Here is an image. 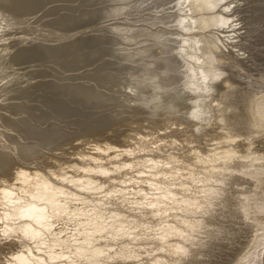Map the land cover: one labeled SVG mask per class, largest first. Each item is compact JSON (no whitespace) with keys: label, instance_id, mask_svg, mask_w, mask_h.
Listing matches in <instances>:
<instances>
[{"label":"rangeland","instance_id":"374dc122","mask_svg":"<svg viewBox=\"0 0 264 264\" xmlns=\"http://www.w3.org/2000/svg\"><path fill=\"white\" fill-rule=\"evenodd\" d=\"M77 1H74V3H72V2L69 3V2H65L64 1L65 3H63V4L60 5V7L62 5H63L62 7H65V8H63L64 11L61 10L62 9L61 8L60 9L61 10L60 11L61 13H58V15L65 13L68 9L70 10V8H72V7H75L77 9H80L82 6H80L81 3L79 1H84V0H77ZM107 1H109V0H107ZM107 1H105L104 4H101L103 7L101 5H99V6H101V8L99 6H97V7L100 8V9H103L104 8V10H107L106 8H108V7L109 8L110 7L113 8L114 6L115 7L117 6L116 8H119L120 5L121 6L123 5L122 7H120V10H121V9H124L126 6H129L130 3L133 2L132 0H130L131 2L129 0L128 1L126 0V2H124V4H123L122 1H124V0H122V1L121 0L120 1L119 0H116L117 2L115 0H110L109 2H107ZM234 1H237V0H228V2H229V3L227 2L228 4L226 2H224V4H223L224 6H221L223 9L222 10L219 9L220 11H217L216 12L218 14L217 16L225 15V14L227 16L228 13H226L225 10L227 8H231V10H232L233 13L230 11V14H228L227 17H230V18H233L234 19V22L232 23V26H230L231 25L230 24V25H227L226 27H223V25L220 26V24H222L221 22H220V24L219 23H214L215 26H213V24L210 25V27L212 26L213 28L212 27L209 28L207 30L208 32L204 31L202 28H201L202 29V31H201L200 28H198L197 26H196V30H195L194 29L195 26H194V28L192 30L188 31L189 33H187V34H186V32L181 31L182 29H180V27H179V29L177 27V29H175L176 31L172 28L174 30V33H172L173 30L172 29H169L171 25H168L167 26L165 24L153 23V22H149L148 23V22H146V20H143L142 17L141 18L140 17H135L136 18L135 19L133 16H127L128 14L121 16L118 13L115 14L114 16L113 15H110V16L106 17L107 19L106 18H103V20H101L99 22H96V23L91 22V23H86L84 25L82 24V25H80L78 27H74V28H72L70 30H67L65 32L64 31H59V32H61V33H59L58 31L53 30V27L51 28V27H49V25H46L47 24V21H45V20L46 19H49V18L47 17V13H46L47 11H45V10L46 9L48 10L50 8L48 6V5H50V3H48L47 5L44 6V7H46V6L48 7V8L47 7L46 8H43L44 10H41L40 9V10L32 11V12H27V11L21 12V13H19L17 15L18 17L15 15L14 18L12 16H10V14L8 13L10 11V4L7 3V6L6 5L2 6L3 4H0V10H1L0 12H2V13H0V18H1L0 19V23H2L0 25V33H2V34H0V46H2V48H0V56L2 54V51L6 47H8V50L6 51L5 55L2 56V58H0V64H2V62H4L3 64L7 66V67L4 66V65L3 66H0V92H1V95H0V97H1L0 98V119L1 118L2 119L7 118L8 120H14L12 125H14L13 126V129L15 130V131H9V129H6V126L5 127L0 126V131L5 128V130L9 131L10 133L12 132L11 134L18 135L20 139L30 138V139H27L26 141H28V142L30 141V142L35 143L36 141H32L31 140V139H35V136H32L30 134H27L26 132H24L22 130L16 129V126L17 125H20L22 122L25 121L27 123H30L32 125L34 131H36L37 133H41L42 131H46L49 127L54 126L58 130V132L64 136L63 138H61L59 140L58 143H60V144L58 146H54V145L53 146H46V148H45V146L42 145V147H43L42 153H37L36 155H33L34 157H32V155H28V156H26L24 158V157H21L19 155H15V157H16L15 158V163L16 164L14 162H12L11 165H12V167L13 166H19V167L25 168L26 170L31 171V173H36V174L37 173H40L41 177L43 176V177L47 178L52 183L54 189H57L59 187V189H61V190L58 189L59 191H64L65 193H67L69 195V197H71L72 199H74L79 204L80 203H82V204H84V203L87 204L88 203L87 206H88L89 210H91V208L94 209L93 213L91 212V214H89L90 216H87L88 214H86V217H82V218L75 219L76 222H74L75 221L74 220L70 224L71 226H73L74 229L73 228H70L71 226L68 227L69 229H67L65 231L66 233L64 232V235H63L64 237L62 236V238L57 239V241L58 240L60 241V242L59 241L58 242L60 243L61 246L58 243L56 244V242H55L56 241V237H55L54 238V252H51V251H49L50 249H48L49 246H44V245H47V244L49 245V243L52 244V241L50 240V238H53V237H51V234L50 233H47V232H43L44 234L43 233H40V235L41 234L44 235V236H42L44 238H42L40 235H39L40 238L39 237L31 238V242L36 243V244H33V243H30V240H27L28 239L27 237H26V239H24L25 237L19 236V235H17L15 233V231H13L12 226L13 227L19 226V225H22L23 223L24 224H27V225H31L33 222L32 221L30 222V219L27 216H25V214L23 216H20V218H17L16 216H9V215H11L10 212H12V210H14L15 208H19L22 205V203H23V205H22L23 207L25 206L24 203L26 204V207H27V205H32L33 203H35L34 199H32L30 195H28L26 193H23L21 191H16L15 192V195L18 196V198L14 199V200H11V201L8 200V202H6L4 204L5 207L3 208V215H4V213L6 214V212H8L6 215H8L10 218L8 220H4L5 223L3 221H1L2 219L0 220V264L8 263V262H4V261H6L9 258L8 256L10 254H15L16 255V254H20V253L21 254L22 253L24 254L26 252H30L29 253L30 255L33 254V255H35L37 257V254H40L41 253V252L40 253L38 252L39 251L38 249H40V251H42L43 254L44 253L51 252V254L53 255V254H55V253L58 252V256L56 254L53 255V256L56 259L59 258L60 263H59L58 259L56 260L54 258V260H52L53 262L54 261H57V262H55L56 264H67V263L68 264H155L154 263L155 262L154 261V258L157 261H162V262L166 261L168 263L169 262L172 263V261H173V263L175 261H179L178 262L179 264H180V261L183 260V264H184V262H185L184 259L185 258L181 254H174L173 256H171V255H167V252L162 251L161 249L163 248L162 246L164 245V241H162L161 238H160V240H159V238H157V240H156V237L153 236V235H156V233L159 231L160 228H161L160 231L162 232L163 227H165L168 224L170 226L173 225V227H177V228L180 227V229L182 231H184L187 228L189 229V227H188L189 224H192V223L193 224H196V223L199 222V220H204V218L208 217L207 215H209V217H211V219H213L214 217H215V219H213L211 221L210 220L208 221L209 218L208 219L206 218L204 220V222L206 221L207 223H210L211 224L213 221H215L216 223L215 222H213L214 224L212 223L215 226V228L216 227H219V226L222 227L221 228V234H220V230H219V232L217 233V236L218 237L216 236L217 237L216 239H218L219 241H221V242H218V243H220L219 244V248L221 249V252H220V249L218 250V252L220 254V257H221V261L219 263H217V264H235L236 262H238V260L240 259L241 256L244 257V255L247 254L246 252H248V251H246V250L247 249L249 250V247H251V245H252V244L250 245L249 243H252L255 240L253 237L256 238V235H257L256 233H258V231H260V226L262 228V225H258L256 227V224L254 222L250 221V219H248L249 218L248 217V213H249L248 212L249 211L248 209L245 210V211H240L241 205H242L241 203H243L242 201H244V199H245V197H243V196H247V194L250 192L249 190H252V186H254L250 182H248L247 180H242V182H238V184H235L236 185L234 187L235 189L232 190V191H236L237 190L238 193L241 194V195H239V197H237V200H236L237 202L241 200V202H239V203H236V201H231L232 198L230 199V196H234V195H233V192H232V194L229 193V192H231V190L228 189V188L231 187V186H228L229 185V182L228 183H224V184L223 183L220 184V182H219L220 185L218 183H217V185H216V183H215V185H214V183H212L213 186L211 185L210 187H213V190L214 191L213 190L212 191L214 193L218 190L216 192V194H217L216 196L217 197L215 196V198H217L216 199L217 200V203L218 202H220V203H218V204L216 203L217 204L216 205L217 206V210H215V209L212 208L213 210H215V213H212V216H211L209 213H206L207 212L206 210H202L204 214L202 213V211H197L196 213H193L194 211H192L191 213L190 212L189 213L188 212H185L184 211L185 209L183 208V205L181 207V204L179 203L181 201V203L184 204V202L187 201V200H191V199L194 200L196 197L198 198L199 192L200 191L202 192V190H203L202 188L206 187L205 185H207V183H205V184L204 183H201V185H200L199 182L196 183L194 181L195 182V184H194V182H192L191 180H187L186 177H181V178H179V180L178 179L175 180V182H171L170 179L168 180V178L167 179H163V180L157 179V177H154V176H156V174H155L156 173L155 172V168L153 167V169H154L153 170L152 167H150L149 164L147 166H144V167L143 166H140L139 168H135L133 171H128L127 169H125V167H123V163L126 162V161H143L144 160V162H146V163L151 162L150 164H152V162L154 163L156 161H159L161 158L163 159L164 157L166 158L167 156H170L171 153L173 154V156H176V154H177L180 157L186 151L189 152L190 150H193V148L196 149V147L200 146L199 145L200 142H199L198 139L193 140L192 141V144L190 146H187L188 148H182L183 150L182 149H178L179 151L176 150L177 152H179V154L175 151V149H173L172 151L167 150V151H164V152H160V154H159L157 152H153L152 150H150L148 148V149H146V150H144L142 152H134V153H132V155L119 156V157H116V158H113V159L110 158V159H107L106 161H104L102 163L99 162V161H97V162L94 163V161H91L92 158L90 159V157H86V156L85 157H82L81 152H82L84 146H86V148H87L89 146V144H91V145H93V144L105 145V142L106 141H109V139L111 137H112V140L119 139L122 136L123 132H124V134L127 135L129 132L143 133V131H144L143 134H146L147 131H146V129H143V128H147L148 127V128L151 129L153 127L152 129H155L156 128L155 129L156 131L155 130L154 131L157 132V134L159 132L161 133L160 128H158L159 129V131H158L157 127H158V124L160 126V123H161V121H162L163 118H164L163 119V122H166L165 119L173 120L175 117H177L178 112H179V114L180 113L181 114L178 115L177 118H179L183 114V111L184 110L183 111H179V110H182V109H178L179 106L176 107V110H178V112H176L177 114L175 113L174 109H173L172 113L171 112H166V111H170L169 108H167L168 110H165L166 114L163 113L165 115H158L157 112H155V111L153 112V110H151V109L149 111H147L146 113H145V111H143V113H144L143 114L140 111H138V112L136 111L137 113L136 112H132V110H130L129 108H127L123 112L122 111L120 112V117L123 116L122 117L123 119L121 118V119H117L114 122H111L109 125L101 128L99 132L98 131L97 132H95V131H86V132H83L84 130L81 129L82 126H78V125H75V124H71V123H69V122H67V121H65L63 119L57 118L58 117L57 113H54L52 111V109H54V108L48 102H46L47 99H49V100L52 99V100L60 101L61 104H62V109H63V106L65 108L72 109V110L77 109V110H80L81 111V112H79L80 115L82 113V110H87V109H89V110H87V111H90L89 113H92V112L95 111L94 113L96 115H98V114L99 115L100 114L106 115V112H108L110 114L111 108H107V110L105 108H101V109L98 108L97 109L92 104H88V105H91L92 107H94L95 110L93 108H90V107L84 108L81 105V103L78 101V99L81 100V98L76 99L77 97H79V96H76V94H78V92H76V93H73L75 91H73L71 93L66 92V94H65L64 97L62 95V92L65 90L64 89L65 87H66V89L69 88V89L78 90L81 93H84L83 91L86 90L83 87L91 88L95 92L97 90H99L100 92H102L103 87H104L103 85H105V83H107V82L109 83V81H110V84L111 83L114 84V85H116V84H122L123 87L125 88L122 93H118V91H116L117 93L115 92L116 94L115 93H112V95L115 94V95H113V97L119 96V98H120L121 96H124L125 97L124 98L125 100L127 99L130 102L131 101L133 103L135 102L134 105H138V106L141 105V107H142L145 104L144 107H145V109L148 110L149 109V106H151V105L153 106V104L151 103V101H153V100H150L149 101V99L154 98V95L157 94L156 91L158 90V88L156 87L155 84L150 85L149 86V87H151L150 88L151 89V92H149L150 95H146L147 94L146 92H147V89H148L147 88V85L143 86L144 89H142V86L140 84L139 85L137 84V82L140 80L138 77L141 76V74H144L145 68H151V66H152V69L158 70L156 68L159 67V64L161 65V63H160V61L162 59L161 54L163 53V51H161V50H163L165 47H168L169 48L170 45L172 46L171 48H173V47L175 48L176 47V48L179 49L180 48L179 47L180 46L179 43H182L183 39H188L191 42H194V44H195L196 43V40L195 39H198V38L200 40H201V38H202V40L205 39V38L207 39V38L210 37V32L212 33V32H216V31H220L221 30V31H223V34L221 32V34L223 35L222 36V40L223 41L220 40V42L221 41L222 42L220 43V47H218L219 48L218 49L219 54L231 52L233 55L235 54V56H236L235 58L237 60H240L238 62H241L242 61L240 64H238V62H237V64L240 66V68L242 70L241 73H240L239 78L237 77L238 79H234L236 81H233V80L230 81L229 80L231 82V84H234L233 82H235V86L233 87L234 89H232V87H231L232 90L230 89V92H228L227 96H229V94H230V96H232V97L234 96V97L233 98L231 97L232 98L231 99V98H229L230 97L229 96L228 99H226L227 102H224L222 100L221 101H222V104H223V102H224V104L227 103V109L230 107L229 109L232 110V108H233V111L235 109L236 111L238 110L239 113L236 112V111H235V113L234 112H230L231 110L230 111L228 110V112L226 111V115H225V118L224 119L228 118L229 120H231L230 122L232 123V124L230 123V125H232V126L230 128H227L226 133L228 132V130L231 131V132H228L227 133L228 135L223 136V138H224L223 141L217 143V145L216 144H214V146L213 145L212 146L211 145H204L205 149H204V147H203V149H204V151L206 153H208V152L210 153V152H214V151L220 152V151L227 150V149L229 151L232 150L233 153H235L238 156L239 159H240V156H245L244 158H248L247 156H249V154H251L250 149L252 147H253L252 149H254L256 147L260 151L262 149L264 150V147H263L264 146V141H263L264 140V131H262L263 133L260 131V133H262V134L257 135V132L258 131H257V129H255V128H257L256 125H251L252 127H250L249 126L250 124L248 123V121H246L247 123L245 122L246 125L244 124V126H243L244 128L241 127V129H238V128H240L238 126V124H236L234 122L235 120H232L231 119L232 118V116H231L232 113H233V115H235L236 113L241 114V115H243V118L248 117L249 115H247V114H249V110L251 109L252 103H256V102L260 101V99L264 96V86H263L264 85V64L262 65V63H264V61H263L264 60V57L262 56L264 54L263 53L264 52V32H263L264 31V22H260L259 23V20H261L262 18H263L262 20H264V17H263L264 15L261 16V14H264V13H262L263 12L262 10H264V0H245V3H244V0H242V1L238 0V3L241 2V3H243V5L240 4V3H239L240 5H236ZM108 3H110L109 6L107 5ZM82 4H84V2H82ZM110 5H112V6H110ZM50 6H52V5H50ZM83 6L84 7L81 8V10H84L86 8L89 9V6L88 5H85L84 4ZM234 6H237V7H234ZM8 8H9V10H8ZM65 9H66V11H65ZM190 11L188 10L186 12V14L183 15V17H186V18L188 17L189 19H190V16H193L194 17L195 16V12H197V11H195V12L194 11H191L190 12ZM234 11H235V13H234ZM224 12H225V14H224ZM255 12H257V14ZM146 13H150L151 15L150 14L145 15ZM146 13H143L144 17L154 16L155 15V12H153V11H151V12L150 11H146ZM153 13H154V15H152ZM188 13L189 14L191 13L192 15L190 14V16H189ZM210 13H212V12H209L208 11V12H205V13H202V14H203V16H205V15H209ZM213 13L215 14V12H213ZM253 13H254V15L255 14L256 15H259L258 13H260V15L257 16V17L255 15L254 17H256V18H254L253 17ZM65 14H67V13H65ZM197 14L198 13H196V15ZM156 15H158V14H156ZM235 15H240V20H238L239 19V16H238V19H237L238 21H237L234 18ZM3 16H8V18L5 19V17H3ZM31 16L33 18H31ZM45 17H47V18H45ZM193 17H191V18H193ZM195 17L197 18V19L194 18V21L196 22V20L199 19V15H197ZM258 17H260V18H258ZM132 18L134 20H132ZM256 19H258V23H257V20ZM23 20H25V21H23ZM11 21H12V23H11ZM27 21H28V23H27ZM152 24H154V25H152ZM155 24H157V26H158L159 29L158 28H155V27H157V26H155ZM28 25L29 26L31 25V26L28 27ZM150 25H152L151 26L152 29H151ZM163 25H164V27L162 28ZM137 26H139V27H137ZM228 26H229V28H227ZM36 27H39V28H36ZM126 27L128 29L129 28L130 29L127 30ZM141 27H143V28H141ZM148 27L151 29V31L153 29H155L158 32H161L160 34L163 33L162 31H164L166 33H169L171 31V33H169L170 35H168V34L167 35L168 36H171L173 34L175 36V34H176V36L174 38H176V39L178 38L177 39L178 40V44H177V40H174V38L171 36V38H173L174 42L171 41V40H169L168 37H166V41H165L166 42V45H167L166 46L165 43L162 42V40H164V39H162L160 36H158V38H159V40H158V38L156 37L157 35H160V34L159 33L157 34V32L155 30L152 31L153 33L150 30L148 31V29H149ZM171 27H173V26H171ZM114 28H117V29H120V30L129 31L132 36L130 35L131 36L130 37L128 35L129 38L127 36L125 38H123L122 37V34H120L118 31L115 32L113 30ZM122 28H124V29H122ZM132 28H133V30H132ZM138 28L143 31V33H144V34H142L143 35V38H139V36H138L139 34H136V32H137L136 30ZM164 28H166V29H164ZM45 29L46 30L49 29V30L46 31ZM161 29H163V30H161ZM167 29H169V31ZM210 29H212V30H210ZM228 30H230V31L228 32ZM261 30H263V31H261ZM111 31L112 32L114 31V32L111 34ZM178 31H179L178 34H180V35H177V32ZM258 31H259V33H258ZM106 32L109 33V34H107ZM154 33L156 35H154V36L151 35V34H154ZM103 34H105V35L107 34L108 35L107 37L110 38L109 41L111 42V45L108 46V47L112 49V50L110 49V52L112 53V55H111L110 52L109 53L107 52V54L109 55V57H108V55L104 56L103 57L104 59H101L102 58L101 57L99 59L100 62L99 61L98 62L95 61L96 63L93 62L94 64L92 63L91 65L85 66L82 69H80L81 68V66H80L79 67V70H74V72H68V70H65L64 67H63V65H62V63H61V58L56 57L57 58L56 59L55 56H54V58H55L54 60L51 59V58H50L51 60H49V57L46 58L44 55L41 58L34 59L32 61L22 60V61L12 62L10 60V58L12 57L11 56L12 52H14L16 50L18 51L21 48H26L27 47V48H37V49H41V50H44L45 47L47 48L49 46H54V47L57 46V48H58V47H63V45H67V43L68 44L69 43H71V44L72 43H75V42L78 41V39L83 40V39L88 38V37H96L97 35H101L102 36ZM134 34H136L135 36L136 37L138 36V37L137 38L135 36L133 37ZM188 34L190 36H192L193 38L190 37ZM248 34H249V36H248ZM142 35H140V37H142ZM181 35H184V37L181 36ZM205 35H207L208 37H206ZM230 35H233V36H230ZM113 36H115V37H113ZM119 36H121V38ZM177 36H181L182 38L181 37H177ZM185 36L187 38H185ZM188 36H189V38L194 39V40L192 41L191 39L188 38ZM194 36H195V38H194ZM262 36H263V38H262ZM111 37L113 39H111ZM149 37H151V38H149ZM154 37L156 38V40H158L157 42H156V40H155ZM114 38H116V39H114ZM199 39H198V42L201 45L202 42ZM256 39H257V42H256ZM115 40L118 41V42H120V43L116 42ZM152 40H153V42H152ZM167 40L170 41V43H172V42L173 43L170 44L169 42H167ZM224 40H225V42H224ZM258 41H259V43L261 42V44H258ZM159 42L163 46L165 45V47H162V45ZM3 44H5V45H3ZM57 44H59L60 46L57 45ZM146 44H149V45L152 44L151 47L149 45H147L148 48L150 47L149 48L150 50L149 49H146L147 48L145 46ZM221 44L223 45V47L221 46ZM225 44H227V45H225ZM257 44L260 45V46H257ZM115 45H117V46H115ZM153 46H154V49H153ZM261 46H263V47H261ZM112 47H115V48H112ZM142 47H144V48H142ZM157 47H159L160 49L157 48ZM161 47H162V49H161ZM252 47H255V48H252ZM99 48L103 49V47H101V46H99ZM240 48H241L242 51L240 50ZM120 49H122V50H120ZM143 49L144 50L146 49V52L143 53V54H147L146 56H149V57L152 56L153 60L150 59V58H146L144 55H142V56H144V57H141L140 58L142 60L140 62H138V63H135V60H134L136 58V55L135 54L138 52V50L139 51L141 50V52H142ZM235 49L238 52L237 51L235 52ZM244 49L246 51H243ZM147 50H149V51H147ZM9 51H10V54L8 55ZM115 51H117V52H115ZM150 51H151V54H149ZM157 51H159V52H157ZM155 53H157V54L161 53V54H159L160 55L159 56V55H155ZM231 53H229L230 54V57L232 56ZM115 54H117V55H115ZM137 55H138V53H137ZM237 55L238 56L241 55V56H239V58H237L238 57ZM75 56L76 55H71L70 56L71 58H67V59L73 60V58ZM158 56L160 58H158ZM132 57H133V59H132ZM261 57L263 59H259ZM235 58H234V56L232 57V59H234V60H235ZM4 59H5V61H3ZM143 59H144L145 62H143ZM155 59H159L158 60V63L159 64L157 65L158 67L155 66L157 64V63H155V62H157V60H155ZM42 61H43V63H42ZM62 61H64V60H62ZM245 64H246V66H245ZM247 64L252 69L248 68ZM256 66H259V68L256 67ZM17 67H18V70H17ZM20 67H21V69H20ZM13 68H14V70H13ZM253 68L254 69H257V70H254V71L251 72V70H253ZM15 69H16V71H15ZM142 69H143V72H142ZM152 69H149V70L146 69V70L148 72L151 70V72H152ZM124 70L125 71L127 70L126 72L128 74L127 73L125 74V71ZM155 70L153 71L154 73L156 72ZM107 73L109 74V76H106ZM135 73L138 74V75L136 76ZM102 74L104 75V77L105 76L108 77V79L106 78V81H103L102 82V81H97V80H92V79L88 80L86 78L87 76H90L91 77V76L102 75ZM110 74L113 77H110L111 76ZM111 78H112V81H111ZM134 80H136V82ZM239 80H241V81H239ZM101 82H102L103 85H101ZM153 82H154V80L151 81V83H153ZM132 84H134L137 88L135 86H133ZM152 86H153V88H152ZM252 86H253V88H252ZM130 88H132V89H130ZM5 89H6V92H5ZM155 89H156V91H155ZM174 89H175V87H172V90H174ZM3 90H4V94L7 93V92L9 93L11 91L10 94L7 97H5V99L3 98L4 97V94H2L3 93ZM137 90H139V91H137ZM126 91H127V94H126ZM159 91L162 93V90H159ZM170 91H171V88L169 90H167V93H169ZM128 92H129V94H128ZM154 92H156V93L154 94ZM232 92L234 93V95H231ZM123 93H124V95H120V94H123ZM170 94H172V93L170 92L169 95H168V97H170V99H171L172 98L171 97L172 95H170ZM133 95H134V97H133ZM116 98H118V97H116ZM147 100L149 101V104L151 103V105L148 104ZM229 100H231L230 103H228ZM55 106L56 105H54V107ZM152 106L150 108H152ZM34 108H37V109H34ZM31 109L37 110L38 112H32ZM109 110H110V112H109ZM96 111H97V113H96ZM103 111H106V112H103ZM112 112H114V109H112ZM149 112L150 113H153V115L150 114ZM113 114H114V116L116 115L115 113H112L110 115L113 116ZM141 114L144 115V118H143V116H140ZM184 114H186L185 111H184ZM169 115H170V117H169ZM173 115H174V117H173ZM127 116H128V118H127ZM229 116H231V117L229 118ZM138 117H139L140 121L142 122V126H138L139 128L134 127L133 125H131L134 121H136V120L139 121L138 120ZM153 117H154V119H153ZM184 117H185V115L182 117L184 120L182 118L181 119L179 118L180 120L177 119V118L174 119V120H177V121H180V122L182 120L183 125L186 124V125H189L191 127V128H188L189 127L188 126L187 129H192V127L194 126V124L191 123V122H193V120L191 119L192 120V121L190 120L191 122L190 121L187 122V121H185L186 119ZM79 118L82 119V121L88 119V118H85L82 115L79 116ZM150 122H152V123H150ZM153 123H154V126H153ZM149 124L152 127H150ZM134 125L136 126V124H134ZM185 126H183V129H182L183 131L180 130L181 132H185V128H186ZM253 126L255 128H253ZM248 127H250V128H248ZM250 130H251V132H250ZM253 131H255V132H253ZM16 132H17V134H16ZM177 133L179 134L180 132H177ZM251 135H254V136L252 137ZM5 136H7V132H5ZM233 137H234V139H236V141H234L235 143L233 142V140H234V139H232ZM256 138L257 139L259 138V139L257 140ZM230 140H232V142ZM244 141H247V142L244 143ZM251 141H252V143L255 146L254 145L252 147L249 146V145H252ZM261 141H263V142H261ZM6 142H7V144H6L7 145V149L6 150L8 152H10V153H15L14 146H16V143H14L13 139L12 140L7 139ZM257 142H259V143H257ZM36 143H40V142L38 141ZM240 143H241V145H240ZM261 143L263 144V146H261ZM259 144H260L261 148L263 147L262 149H260ZM232 145H234L233 146L234 148L236 147V150L235 151L233 150L234 148L231 147ZM236 145H238V146H236ZM247 146L250 147V149ZM40 147L41 146H39V148ZM237 147L238 148L240 147V148L238 149ZM231 148H233V149H231ZM187 149H190V150H187ZM245 151H246V153H245ZM180 152H182V154ZM262 153H263V155H262V158H263L264 157V152H262ZM236 155H234L233 157H236ZM17 157H18V159L20 158L22 161L21 160H18ZM4 159H8V156H6V154H1L0 155V161L1 160H4ZM218 160L215 161L216 163L214 162V160L211 161V163L214 164V166H217L218 165L217 167H219V166H220V168L223 167L224 164H225L224 163L225 160L223 159V156L221 158H218ZM55 161L56 162H59V163H62V165H64V168H62L63 170L62 169H59V170L56 169L55 164H58V163H56ZM243 161H244L243 164L245 163L244 165L242 163H239L238 162V163H236V166H234L235 165V163H234V165L229 164L227 167H229V168H231L233 170L234 169L235 170H238V169H240L242 167V168H246V170H247L249 168V164L250 165L251 164L253 165V163H254V166H256V164H257L258 166L260 165V167H261L262 166V162H264V161H262V162L261 161H257V162L260 163V164H258L256 162H254L252 159L251 160H247L246 159V160H243ZM248 161H250V162H248ZM219 162H221V163H219ZM97 163H100L101 166L99 164H97ZM207 163H209V161ZM211 163L206 164L205 167H210ZM107 164L109 166L112 165V167L114 165L116 168L113 169L112 171H105V170L103 171V169H101V167L102 166L104 167ZM215 164H217V165H215ZM148 166H149V168H148ZM198 166L199 167H196V173L197 174L200 173L199 175H201V176H199V175L198 176H199V178H202V177H204L206 175V173L204 172L205 171L204 170L205 168H204V166L202 164H201V166H200V164H198ZM83 167H85L86 169L85 168L83 169ZM211 167H213V165H211ZM140 168H142V169H140ZM82 169L85 170V171H82ZM138 169H139V171H138ZM169 170L170 169H168V171ZM248 170H250V169H248ZM55 172L57 174H54V176H57V177H54L53 176V173H55ZM201 173L202 174L205 173V175L203 174L204 176H202ZM9 174H10V170H8V171L6 170L5 172H3L2 175H0V177H6ZM62 175H64V176H62ZM182 175H184V172L182 173ZM11 176H13V174H11ZM58 176H59V178H58ZM128 176L129 177L131 176L133 182L132 181H129V179H127ZM74 177H77L79 179L76 181V179ZM138 177L141 180H142V178L144 179V178H153L154 177L153 179H157V181H158L156 183L157 184V188H156V185L154 187V186H150V184L149 185L144 184V183L141 184V182L139 181L140 179L138 180L139 181V183H138V181L135 180L136 178L138 179ZM60 178H62V179H60ZM72 178H74V179H72ZM81 178H84V179L86 178L87 182H89V183L91 181V183H90L91 185L85 183L84 181H82ZM89 178H91V179H89ZM72 181H75V182H72ZM161 181H162V183H161ZM185 181H187V182L185 183ZM76 182H77V184H75ZM162 184H163V186L164 185L165 186L164 187L161 186V188L163 189V190L161 189L162 190V192H161L160 185H162ZM225 184H228V185H225ZM139 185H140V187H139ZM175 185H176V187H174ZM221 185L224 188L223 187L221 188ZM255 185L257 186V182L256 181H255ZM1 186L2 187H6L7 184H1ZM148 186H150L149 187L150 189L148 188ZM122 187H124V188H122ZM119 188H120V191L123 190V192H124V189H125V192L127 191L126 192L127 194L124 193V195L121 196V197H119L120 199L118 200V198H115L114 195H111V191L114 189L112 192H115V190L116 189L119 190ZM158 188H159V190H158ZM170 188H171V190H170ZM218 188L220 189V192H219V189ZM262 188H263V190H262ZM140 189H142V191ZM58 190H56V191H58ZM149 190L152 193H150ZM165 190L166 191L167 190H170L172 192L174 191L175 192L174 194H177L178 198H177L176 195H172V194H171L172 195L171 198L173 197L174 201H175V199L177 201H179L176 204L178 206H180V207H178V206L176 207L175 206V208H172V209L171 208H167L168 210L167 209H164V210L161 209V208H163V206H161V204L164 202L163 204L165 205V203H166V201H164V200L162 201L161 200L162 199V196H164L163 193H165ZM259 190H261L263 192L264 191V185ZM9 191H12L13 192L14 190H9ZM109 192H110V194H108ZM129 192H132V193H129ZM133 192H134L135 195L138 192V194L136 195L137 197L135 195H133V198L135 196L134 201L137 203V200L139 198L140 199L138 200V203L137 204L134 203V204H132L133 205L132 206L129 203L130 202L133 203V200L131 199V197H132L131 194H133ZM226 192H227V195L225 194ZM185 193H187V194H185ZM107 194H108V196H107ZM182 194H183V196H182ZM192 194H193V196L194 195L196 196V197L194 196V199H193ZM222 194H223V196H222ZM128 195H129V197H128ZM156 195H157V198L155 197ZM224 195L226 197H224ZM228 195H229V197H228ZM218 196H219V198L221 197L220 200L218 199ZM123 197L125 199L129 198L132 201L130 200V202H128L129 200L127 199L128 201L125 202V201H123V200H125ZM240 197H241V199H240ZM107 198H108V200H107ZM163 198H165V196ZM227 198H229V199H227ZM143 199L144 200L146 199V201H148V199H150L151 201L149 200L148 203H145V202H143ZM156 199H157V201H156ZM158 199H160L159 200L160 203L162 202L160 205H156V204H159ZM224 199H226V200H228L230 202H226V201H224ZM18 200L21 203H19ZM31 200L34 201V202H32ZM153 200H155V202H157V203H155ZM15 202H17V203H15ZM31 202H32V204H30ZM223 202H225L226 207H225V204ZM149 203H150V205L153 203L151 205V207L148 205ZM154 203H155L156 206L154 205ZM214 203H215V201H214ZM222 203H223V205H222L223 207L220 206L221 208H218L219 207V204H222ZM8 204H9V206H8ZM35 204L37 205V202ZM143 204L145 206H143ZM227 204L228 205L230 204V205L228 206ZM236 204H238V205L240 204L239 205L240 208H239L238 205H237V207H238L237 208L236 207ZM17 205L19 207H17ZM22 206L20 208H23ZM94 206H95V208H94ZM165 207H167V204L165 205ZM5 208H8V209L6 210ZM11 208H14V209H11ZM97 208H98V210H97ZM214 208H216L215 205H214ZM152 209H154V210H152ZM160 209H161V212L159 211ZM182 209H184V210H182ZM219 209L220 210H223L224 209L223 210V213H222V211H218ZM225 209L227 210V212H226ZM171 210H172V212L173 211L174 212L172 213ZM177 211H179V212H177ZM95 212L97 213V216H98V217L95 216V218L97 217L96 220L99 217H101V218H99V221L98 222L94 219V215H96ZM155 212H159V213H156L155 214ZM211 212H213V211H211ZM216 212H218V214H220L218 217H217V213ZM200 213L202 214V216H201ZM91 215L93 216L92 221L94 222V220H95V223H94L95 226L100 225V226L103 227L104 224H107V223H105V221L108 222V221H110L112 219L111 220L112 222L110 221V223L112 225L109 222L108 223L110 224L109 226L112 227V229L114 230V232H113L114 235L113 236L115 237V239H112V238H114L113 236H111L113 233H111V235H110V232H109V230L111 231L112 229L108 225H105L103 227L104 229H102V227L101 228H98L97 227L99 230H101L102 234L106 235V236H104V235L102 236V234H101V236H99V238H97L96 234L94 235V236H96L95 238L99 239V240H97V242H96V239H94L95 241H93L94 244H97L98 246L97 245H94V244L93 245L90 244L89 246L92 245L94 247H92V246L89 247V246H87L89 243H86V242H88V240L82 239V238H80V236L77 237L76 234L79 233L78 230H80V228L81 229L83 228L82 230H86V229L87 230H91L92 228H94L93 227L94 224L91 222V217H92ZM213 215H214V217H213ZM223 215H225V216H223ZM24 216L26 218H23ZM102 216H103V218H102ZM111 216H113L114 218L116 217L115 219L118 218L119 219V220L117 219L118 222L114 221V218H111ZM174 216H177V217H174ZM170 217H172V218H170ZM89 218H90V221H89ZM184 218H186V219L184 220ZM200 218H202V219H200ZM26 219L28 221H26ZM197 219H199V220H197ZM220 219H222V220L220 221ZM162 220H164V221H162ZM191 220L194 221V222H192ZM218 220L220 221V224L221 225H219V221ZM178 221H179V223L181 225L178 223ZM29 222H30V224H29ZM99 222H101L102 225H101V223L98 224ZM113 222H115L116 225H118L119 222H120L119 229H120V231L122 230V233L119 231L118 226H115V224ZM86 223H87V226H86ZM162 223L163 224L165 223V224L163 225ZM187 223H189V224H187ZM72 224H74V225H72ZM84 224H85L86 229H84ZM185 224H187L188 226H186ZM250 224H252V225H250ZM32 225L35 227V223H33ZM89 225L92 226V227L89 228ZM5 226H6V228H5ZM120 226H122V227H120ZM144 226H146V227L144 228ZM158 226H160V227H158ZM183 226L185 228H183ZM30 227L33 228V229H35V230H39V225H36L35 228L32 227V226H30ZM142 227L144 229H147L148 231H146V230L144 231V229ZM105 228H107V230L104 233ZM117 229H118L119 233H121L119 236L117 235V233H118L116 231ZM133 229H137V230L140 229L138 232H140L139 234L141 236L138 234V236L135 237L136 239L138 238L137 240H140L139 237H142L143 234H144V236L141 238L142 241L140 240L142 243L140 241H137L136 242L135 239L132 238L129 235V232L128 231L129 230H133ZM188 229L185 230V231H188ZM73 230H74V233H72ZM149 230H152L153 233H155V232L156 233L153 234V233H151L152 231L150 232ZM210 230H211V228H210ZM67 231L70 232L69 233V236H67L68 235V232ZM52 232H53V230L51 231V233ZM194 232H192V233H194ZM99 233H100V231L98 232L97 235H99ZM115 233H116V235H115ZM160 233H157V234H160ZM253 233H255L254 234L255 236L253 235ZM150 234H151V237H150ZM65 235L67 237H65ZM45 236H47V237H45ZM110 236H111V238H110ZM203 236H205L204 237L205 238L204 239L205 241L202 240V242H204L205 244L207 242L209 244H211L212 242H215V241H211V240H214L215 237L212 236V238H213L212 239L211 236H210V233L209 234H206V232H205V234ZM203 236H201V239H202ZM223 236H225V238ZM75 237L78 238L77 240L79 242L76 241V243H75V240H76ZM152 237H154V238H152ZM5 238H8V239L14 240V241H17L18 240V242H20L24 246H23V248L22 247H19L18 245L6 246V245H4V243L2 244V242H4V240H5ZM79 238H80V240L82 239L81 241L84 242V243H82L79 240ZM101 238H103V240H100ZM210 238H211V240H210ZM33 239H35V240H33ZM198 239H199V237H198ZM36 240H38V241H36ZM170 240L173 243H177V244L179 243L180 245H183L182 244V238L180 239V237L179 238L178 237H174V238H171ZM34 241H36V242H34ZM40 241L43 242L44 244H40L39 243ZM27 242H28V244H27ZM77 242H78V244H80V246L77 245ZM37 244H39V246ZM66 244H71V245L75 246V248H76L75 250L76 251L77 250L80 251V249H78V247H80L81 250H85L86 248L87 249L90 248V250H91V248H92L91 251H93L94 254H89L88 251L76 252V251L72 250L74 247H71V246L66 245ZM40 245H41V247L42 246L45 247V248L42 247L44 250L40 247ZM81 245H82V247H81ZM32 246H34L33 249H32ZM64 246L66 247V249L68 247H70V248H68L66 250V252L69 251L71 254L73 253L75 255V258L74 259L69 256L70 255L69 252L67 253V256H69V257H67L66 255H64V254H66V252H64L65 250H63L65 248ZM61 247H63V248H61ZM96 248H98V249L96 250ZM102 248H103V250H102ZM134 248L136 249V251H134ZM146 248H147V250H146ZM153 248H154L155 251L153 250ZM156 248H158V249H156ZM20 249L22 250V252H20L21 251ZM23 249H25V250H23ZM56 249H59V250H56ZM60 249H62V250H60ZM69 249H71V250H69ZM141 249H145V250H141ZM106 250H108V251L106 252ZM122 250H124V251L122 252ZM132 250L134 251L133 254H132ZM149 250H150V252H149ZM71 251H73V252H71ZM130 251H131V253H130ZM138 251H139V253H138ZM143 251H144V253L146 252V254L143 255ZM158 251L160 253H158ZM125 252H127V253H125ZM135 252L137 253V254H135L136 256L134 255ZM129 253L133 257H131V255H130L129 258H128ZM120 254H121V258H119L120 257ZM61 255H63V256H61ZM162 255H163V257H162ZM40 256H42V254H40ZM64 256H66V259H67V260H65L66 261L65 263L63 261L65 259ZM237 256H238V258H237ZM61 257H63L64 259L61 258ZM28 258H30L29 259L30 261L34 260L32 257H29L28 256ZM31 258H32V260H31ZM163 258H164V261H163ZM214 258H217V257L214 256ZM61 259H62L63 262L61 261ZM8 260L10 262V259H8ZM33 262H35V264H36L37 261L34 260ZM29 263H31V262H29ZM256 263L257 264H264V237L261 238L260 243L258 244L255 260L249 258V260L247 259L246 262H245V264H256ZM204 264H206V263H204Z\"/></svg>","mask_w":264,"mask_h":264},{"label":"bare ground","instance_id":"6f19581e","mask_svg":"<svg viewBox=\"0 0 264 264\" xmlns=\"http://www.w3.org/2000/svg\"><path fill=\"white\" fill-rule=\"evenodd\" d=\"M69 2V3H74V1H77V0H0V4H3L2 6H4V5H6L7 6V3H9L10 4V11L8 12L9 14H10V16H12L13 18L15 17V15L17 16L19 13H21V12H25V11H27V12H32V11H37V10H44L43 8H46V7H44L45 5H47L48 3H50V5H52V6H50V5H48L50 8L47 10H45V11H47L46 13H47V17L49 18V19H46L45 21H47V24L46 25H49V27H53V30H56V31H67V30H70V29H72V28H74V27H78V26H80V25H84V24H86V23H91V22H94V23H96V22H99V21H101V20H103V18H106V17H108V16H110V15H115V14H119V15H127V16H133L134 18L135 17H142V19L143 20H146V22H153V23H160V24H165V25H171V26H173V27H171L170 26V28L169 29H177V27H178V29H179V27H180V29H182L181 31H184V32H186V34L187 33H189L188 31H190V30H192L193 28H194V26H195V30H196V26L198 27V28H200V30L202 31V29L204 30V31H206V32H208L207 30L209 29V28H211L210 27V25H212L213 24V26H215V24L214 23H219L220 24V22L222 23V24H220V26L221 25H223V27H226L227 25H230V26H232V23L234 22V19L233 18H230V17H227L228 16V14H230V11L232 12V10H231V8H227L226 10H225V12L226 13H228L227 14V16H226V14H225V12H224V14L225 15H220V16H217L218 14L216 13L217 11H220V10H222L223 8L221 7V6H224L223 4H224V2H228V0H132L133 2H131L130 0V2L132 3H130V5L129 6H126L124 9H121L120 10V7H122L120 4V7L119 8H116L115 6L113 7V8H106L107 10H104V8L103 9H100L101 8V4H104L105 3V1H107V0H84V1H79L81 4H80V6H82L81 8H83L84 6V4L85 5H88L89 6V9H84V10H81V8L80 9H77V8H75V7H72V8H70V10L68 9L67 11H66V9H65V13H67V14H65V13H63V14H59L58 15V13H61L60 11L61 10H63L64 11V9L63 8H65V7H60V5L61 4H63V3H65V2ZM110 1V0H109ZM109 1H107V2H109ZM116 1V0H115ZM114 1V2H115ZM120 1V0H119ZM122 1V0H121ZM128 1V0H127ZM240 1H242V0H240ZM78 2V1H77ZM82 2H84V4H82ZM106 2V3H107ZM113 2V1H112ZM117 2V1H116ZM124 2H126V0H124V1H122V3L124 4ZM235 2V4L236 5H240V4H242L243 5V3H241V2H239L238 3V0L237 1H234ZM111 3V2H110ZM110 3H108L107 5L109 6V4ZM121 3V2H120ZM128 3V2H127ZM229 3V2H228ZM227 3V4H228ZM244 3H245V0H244ZM99 5H101V6H99ZM106 5V4H105ZM128 5V4H127ZM230 5V4H229ZM97 6H99L100 8H98ZM110 6H112V5H110ZM125 6V5H124ZM103 7V6H102ZM230 7V6H229ZM234 7H237V6H234ZM48 8V7H47ZM62 8V9H61ZM61 9V10H60ZM220 9V10H219ZM8 10H9V8H8ZM197 11V12H195V16H197V15H199V19L198 20H196L197 18L194 16H190V14H189V16H190V19L187 17H183V15L184 14H186V12L187 11ZM1 11V10H0ZM146 11H153V12H155V15L156 14H158V15H154V13L152 14V15H154V16H148V17H144V15H143V13H146ZM190 11V12H191ZM212 12V13H210L209 15H205V16H203V14L202 13H205V12ZM229 11V12H228ZM263 11V12H262ZM261 12L262 13H264V10H262ZM4 12V11H3ZM41 12V11H40ZM43 12V11H42ZM193 12V13H194ZM213 12H215V14L213 13ZM0 13H2V12H0ZM196 13H198L197 15H196ZM233 13V12H232ZM234 13H235V11H234ZM256 14H257V12H255ZM5 14V13H4ZM147 14H150V13H146L145 15H147ZM187 14V15H188ZM222 14V13H221ZM255 14V15H256ZM259 15H260V13H258ZM6 15V14H5ZM8 15V14H7ZM42 15V14H41ZM118 15V16H119ZM151 15V14H150ZM186 15V16H187ZM192 15V14H191ZM201 15V16H200ZM250 15V14H249ZM254 15V13H253V17L255 16ZM259 15H256V17L257 16H259ZM264 14H261V16H263ZM9 16V17H10ZM230 16V15H229ZM238 16H239V19H238ZM2 17V16H1ZM3 17H5V19L6 18H8V16H3ZM11 17V18H12ZM18 17V16H17ZM38 17V16H37ZM44 17V16H43ZM42 17V18H43ZM47 17H45V18H47ZM144 17V18H143ZM191 17H193V18H191ZM256 17H254V18H256ZM264 17V16H263ZM10 18V19H11ZM12 18V19H13ZM31 18H33L32 16H31ZM36 18V17H35ZM41 18V17H40ZM194 18H196L195 20H196V22L194 21ZM236 20L238 19V20H240V15H235V17H234ZM246 18V17H245ZM258 18H260V17H258ZM262 18V17H261ZM1 19V18H0ZM27 19V18H26ZM44 19V18H43ZM42 19V20H43ZM107 19V18H106ZM127 19V18H126ZM136 19V18H135ZM192 19V20H191ZM263 19V18H262ZM259 20V23L260 22H264V20ZM20 20V19H19ZM29 20V19H28ZM34 20V19H33ZM105 20V19H104ZM132 20H134L133 18H132ZM138 20V19H137ZM237 20V21H238ZM251 20V19H250ZM249 20V21H250ZM254 20V19H253ZM257 20V23H258V19H256ZM18 21V20H17ZM22 21V20H21ZM23 21H25V20H23ZM31 21V20H30ZM242 21V20H241ZM248 21V20H247ZM14 22V21H13ZM33 22V21H32ZM43 22V21H42ZM41 22V23H42ZM132 22V21H131ZM143 22V21H142ZM8 23V22H7ZM11 23H12V21H11ZM27 23H28V21H27ZM40 23V24H41ZM46 23V22H45ZM138 23V22H137ZM240 23V22H239ZM238 23V24H239ZM2 23H0V25H1ZM14 24V23H13ZM147 24V23H146ZM242 24V23H241ZM253 24V23H252ZM263 24V23H262ZM39 25V24H38ZM45 25V24H44ZM148 25V24H147ZM152 25H154V24H152ZM152 25H150V27L152 26ZM244 25V24H243ZM250 25V24H249ZM23 26V25H22ZM31 26V25H30ZM29 25H28V27H30ZM37 26V25H36ZM155 26H157V24H155ZM154 26V27H155ZM47 27V26H46ZM85 27V26H84ZM137 27H139V26H137ZM136 27V28H137ZM153 27V28H154ZM164 27V25L162 26V28ZM176 27V28H175ZM249 27V26H248ZM35 28V27H34ZM36 28H39V27H36ZM127 28V27H126ZM141 28H143V27H141ZM149 28V27H148ZM155 28H158V26L157 27H155ZM161 28V27H160ZM202 28V29H201ZM213 28V27H212ZM216 28V27H215ZM227 28H229V26L227 27ZM239 28V27H238ZM262 28V27H261ZM2 29V28H1ZM10 29V28H9ZM116 29V30H115ZM122 29H124V28H122ZM130 29V28H129ZM128 28H127V30H129ZM135 29V28H134ZM147 29V28H146ZM151 29H152V27H151ZM151 29L149 28L148 29V31L150 30L151 31ZM159 29V28H158ZM164 29H166V28H164ZM169 29H167L168 31H169ZM172 29V30H173ZM221 29V28H220ZM3 30V29H2ZM46 30V29H45ZM49 29H47L46 31H48ZM77 30V29H76ZM115 32H119L120 34H122V37L123 38H125L126 36L129 38V36L131 35V33L129 32V31H126V30H120V29H117V28H114L113 29ZM132 30H133V28H132ZM131 30V31H132ZM145 30V29H144ZM153 30H155V29H153ZM152 30V31H153ZM161 30H163V29H161ZM160 30V31H161ZM174 30H173V32L172 33H174ZM210 30H212V29H210ZM209 30V31H210ZM214 30V29H213ZM12 31V30H11ZM42 31V30H41ZM113 31V32H114ZM125 31V32H124ZM137 31V32H136ZM135 32H136V34H139L138 36H139V38H143V35L142 34H144L143 33V31L141 30V29H137ZM147 31V32H148ZM151 31V32H152ZM156 32H157V34L159 33H161V32H158L157 30H155ZM176 31V30H175ZM180 31V30H179ZM179 31L177 32V35H180V34H178L179 33ZM230 30H228V32H229ZM261 31H263V30H261ZM71 32V31H70ZM109 32V31H108ZM112 31H111V34L113 33ZM133 32V31H132ZM146 32V33H147ZM150 32V33H151ZM163 33L162 34H160V35H157L156 37L158 38V36H160L162 39H164V40H162V42H164L165 43V45H166V37H168V39L169 40H171V41H173L174 42V40H177L176 38H174L175 36H176V34H175V36L172 34L171 36L174 38V40H173V38H171V36H168V35H170L169 33H171V31L169 32V33H166V32H164V31H162ZM183 32V33H184ZM221 32H222V34H223V31H216V32H210V37L209 38H205V39H203L202 40V38H201V42H202V44L200 45L199 44V42H198V39H195L196 40V43L194 44V42H191L190 40H188V39H183V41H182V43H179L180 44V48L178 49V48H171L172 46L170 45L169 46V48L168 47H165V45L163 46L160 42V44L162 45V47H165L163 50H161V51H163V53L161 54V53H159V54H161V56H162V59H161V61H160V63H161V65L158 63V60L159 59H155V60H157V62H155V63H157L155 66H157L158 64H159V67L158 68H156V69H158V70H155V69H152V66H151V68H145V70H144V74H141V76H139L138 78L140 79L138 82H137V84L139 85H141L142 86V89H144L143 88V86H145V85H147V94L146 95H150V93L149 92H151V87H149L150 85H153V84H155L156 85V87L158 88V90L156 91V89H155V91L157 92V94L156 95H154V98H152V99H149V101L150 100H153V101H151V103L153 104V106L151 105V103L149 104V101L147 100V102H148V104L149 105H151L152 106V108H150L151 106H149V109L147 110V109H145V104H144V106H142L141 107V105L140 106H138V105H134V103L131 101H129V100H125L124 98V96H121L120 98H119V96H116V97H118V98H116V97H113V95H115L117 92L116 91H118V93H122L123 92V90L125 89L124 87H123V85L122 84H116V85H114V84H110V81H109V83L107 82V83H105V85H103L102 84V82L103 81H106V78L108 79V77H106V76H109V74L107 75L106 74V76L104 77V75L102 74V75H95V76H87L86 78L88 79V80H90V79H92V80H97V81H102L101 82V85H103L104 87H103V90H102V92H100L99 90H97L96 92L94 91V90H92L91 88H88V87H83V88H85L86 90H84L83 92L84 93H81V92H79L78 90H75V89H69V88H67L66 89V87L64 88L65 90L62 92V95H63V97L65 96V94H66V92H68V93H71V92H73V91H75V92H73V93H76V92H78V94H76V96H79V97H77L76 99H78V98H81V100L80 99H78V101L81 103V105L84 107V108H88V107H90V108H93L94 109V107L95 108H105L106 110H107V108H111V112H112V109H114V112H112V113H115L116 115L114 116V114H113V116L112 115H110V114H112L111 112H110V110H109V112H110V114L108 113V112H106V111H103V112H106V115H102V114H98V115H96L94 112H92V113H89L90 111H87V110H89V109H87V110H82V113H81V115L82 116H84L85 118H88L87 120H83L82 121V119H80L79 118V116H81L80 115V113L79 112H81L80 110H77V109H75V110H72V109H68V108H65L64 106H63V109H62V104H61V102L60 101H57V100H52V99H47L46 100V102H48L54 109H52V111L54 112V113H57V115H58V117L57 118H59V119H63V120H65V121H67V122H69V123H71V124H75V125H78V126H82V128L81 129H83L84 131L83 132H86V131H95V132H99L100 131V129L101 128H103V127H105V126H107V125H109L111 122H114V121H116L117 119H121L122 117H120V112L122 111H124L125 109H127V108H129L130 110H132V112H138V111H140V112H142L143 113V111H145V113L147 112V111H149L150 109L151 110H153V112L155 111V112H157V114L158 115H165L166 114V112H171L172 113V111H173V109H174V111H175V113L176 112H178V110H176V107H178V109H182V110H179V111H185V113L186 114H184V111H183V116L185 115V121H190L191 119L193 120V122H191V123H193L194 124V126L192 127V129H187V127L189 126V125H186L185 123V125H183V123H182V120H181V122L180 121H177V120H174V119H176L177 117H178V115H180L179 114V112H178V115H177V117H175L173 120L175 121H173V120H170V119H165V121L166 122H163V119H162V121H161V123H160V126H159V124H158V127H157V129L158 128H160V131H161V133L159 132L158 134H157V132H155L156 130V128L155 129H152L153 127L152 126H150V124H149V126L150 127H152L151 129L150 128H148L147 126V128H143V129H146V131H147V133L146 134H143L144 133V131H143V133H135V132H129L127 135L126 134H124V132H123V134H122V136L119 138V139H117V140H112V137L109 139V141H106L105 142V145H98V144H93V145H91V144H89V146L86 148V146H84L83 147V150H82V152H81V154H82V157H90V159H91V161H94V163L95 162H97V161H99V162H104V161H106L107 159H110V158H116V157H119V156H127V155H132V153H134V152H142V151H144V150H146V149H150V150H152L153 152H157V153H159L160 154V152H164V151H167V150H170V151H172L173 149H175V151L176 150H178V149H182V148H188L187 146H190L191 144H192V141L193 140H195V139H198L199 140V142H200V146H198V147H196V149L195 148H193V150H190V149H187V150H190L189 152H185L184 154H182V152H180L181 154H182V156H180L179 157V155H177L176 154V156H173V154L171 155L170 154V156H167L166 158L164 157L163 159L161 158L159 161H156V162H152V164H150L151 162H149V163H146V162H144V160L143 161H126V162H124L123 163V167H125V169H127L128 171H133L135 168H139L140 166H147L148 164L150 165V167H152V169H153V167L155 168V174H156V176H154V177H157V179H161V180H163V179H167L168 178V180L170 179V181L171 182H175V180H179V178H181V177H186L187 178V180H191L192 182H196V183H200V185H201V183H207V185H205L206 187H204V188H202L201 190H202V192L200 191L199 192V194H198V198L196 199H194V196H193V194H192V196H193V199L194 200H187V201H185L184 202V204H182L181 203V201L179 202V201H177L176 199H175V201H174V199H173V197L171 198V196L172 195H176L177 196V194H174L175 192L173 191H170L171 190V188H170V190H165V193H163V195L165 196V198H163L164 196H162V201L164 200V201H166V203H165V205L167 204V207H165V205L162 203H160V199H158V202H159V204H156V205H160L161 204V206H163V208H161V209H167V208H175V206L177 207L178 205L176 204V203H180L181 204V207H182V205H183V208L185 209H182V210H184L185 212H192V211H194L193 213H196L197 211H202V210H206L207 212L206 213H209L211 216H212V213H215V210H217V204L218 203H220V202H218L217 203V198H215V196L217 195L216 194V192L218 191H216L215 193L213 192L214 190H213V187H210L211 185H212V183H214V185H215V183H216V185H217V183L219 184V182H220V184L221 183H228L229 182V185L228 184H225V185H228V186H231L230 188H228V189H230L231 190V192H229V193H231L232 194V192H233V195L234 196H230V199H231V201H236L237 200V197H239V195H241V194H239L238 193V191L236 192V191H232V190H234L235 188V184H238V182H242V180H247L248 182H250L252 185H254V186H252V190H249L250 192L247 194V196H243V197H245V199H244V201H242L243 203H241L242 205H241V209H240V211H245V210H249L248 212V219H250V221H252V222H254L255 224H256V227L258 226V225H262V228H261V226H260V231H258V233H256L257 235H256V238L255 237H253L255 240L252 242V243H249L250 245H251V247H249V250L247 249L246 251H248V252H246L247 254L246 255H244V257H240V259L238 260V262H236L235 264H245V262H246V260L248 259L249 260V258H251V259H254L255 260V258H256V253H257V247H258V244L260 243V240H261V238L262 237H264V191L262 192L261 190H259L263 185H264V162H262V161H264V157L262 158V155H263V153L262 152H264V150L262 149L264 146H263V144L261 143V146H263L262 148H261V146H260V144H259V146H260V149H262L261 151L260 150H258L256 147V149L254 148V149H252L253 147V143H252V141H251V143H252V145H249V146H251L252 148L250 149V147H248L249 149H250V151H251V154H249V156H247L248 158H244L245 156H240V159L238 158V156L235 154V153H233V151L232 150H223V151H220V152H216V151H214V152H208V153H206L205 151H204V149H205V147H204V145H213L214 146V144H216L217 145V143H219V142H221V141H223V136H226V135H228L227 133L228 132H231V131H229L228 130V132L226 133V130H227V128H230L232 125H230V121L231 120H229L228 118H226V119H224L225 118V115H226V111L228 112V110L230 111L231 109H227V103H225L224 104V102H227V100L226 99H228V97L230 96V94H229V96H227V94H228V92H230V89H231V87H232V89H234L233 87L235 86V82H233L234 84H231V82L230 81H236V80H234V79H238L239 78V76H240V73H241V68H240V66L238 65V64H240L241 62H238V61H240V60H237L235 57V54L233 55L231 52H229V53H231L232 54V56L230 57V54L229 53H221V54H219V52H218V47H220V43L223 41L222 40V34H221ZM244 32V31H243ZM264 32V31H263ZM44 33V32H43ZM59 33H61V32H59ZM107 33V32H106ZM110 33V32H109ZM109 33H107V34H109ZM149 33V34H150ZM153 33V32H152ZM176 33V32H175ZM182 33V32H181ZM237 33V32H236ZM245 33V32H244ZM243 33V34H244ZM258 33H259V31H258ZM0 34H2V33H0ZM46 34V33H45ZM105 35V34H103L102 36L101 35H97L96 37H88V38H85V39H83V40H81V39H78V41L77 42H75V43H67V45H63V47H58L57 48V46H49V47H45V49L44 50H41V49H37V48H21L20 50H16V51H14V52H12V54H11V58H10V60L12 61V62H15V61H22V60H25V61H32V60H34V59H39V58H41L43 55L47 58V57H49V60H51V59H55L56 57H59V58H61V63H62V65H63V67H64V69L65 70H68V72H74V70H79V67L81 66V68L80 69H82V68H84L85 66H88V65H91L93 62L94 63H96L95 61H99L100 62V58L101 59H104L103 57L104 56H106V55H108L107 54V52L109 53L110 52V49L111 48H109L108 46H110L111 45V42L109 41L110 40V38L109 37H107L108 35ZM118 34V33H117ZM133 34V33H132ZM136 34H134L133 35V37L136 35ZM168 34V35H167ZM185 34V33H184ZM129 35V36H128ZM140 35H142V37H140ZM146 35V34H145ZM144 35V36H145ZM151 35H156L155 33L154 34H151ZM150 35V36H151ZM189 35V34H188ZM226 35V34H225ZM240 35V34H239ZM65 36V35H64ZM132 36V35H131ZM130 36V37H131ZM137 36V37H138ZM148 36V35H147ZM181 36H183L184 37V35H181ZM181 36H177V37H181ZM187 36V35H186ZM185 36V38H187ZM190 36V35H189ZM189 36H188V38H189ZM204 36V35H203ZM206 37H208L207 35H205ZM230 36H233V35H230ZM247 36V35H246ZM248 36H249V34H248ZM113 37H115V36H113ZM120 38H121V36H119ZM136 37V36H135ZM136 37V38H137ZM152 37V36H151ZM151 37H149V38H151ZM190 37H192V36H190ZM200 37V36H199ZM226 37V36H225ZM138 38V39H139ZM147 38V37H146ZM155 38V37H154ZM182 38V37H181ZM193 38V37H192ZM194 38H195V36H194ZM197 38V37H196ZM262 38H263V36H262ZM261 38V39H262ZM111 39H113L112 37H111ZM114 39H116V38H114ZM119 39V38H118ZM189 39H191V38H189ZM229 39V38H228ZM254 39V38H253ZM137 40V39H136ZM154 40V39H153ZM153 40H152V42H153ZM155 40H156V38H155ZM158 40H159V38H158ZM158 40H156V42L158 41ZM192 41L194 40V39H191ZM220 40H222L221 42H220ZM238 40V39H237ZM116 41V40H115ZM180 41V40H179ZM263 41V40H262ZM116 42H118V41H116ZM149 42V41H148ZM167 42H169L170 43V41H168L167 40ZM172 42V43H173ZM181 42V41H180ZM198 42V43H197ZM224 42H225V40H224ZM223 42V43H224ZM256 42H257V39H256ZM115 43V42H114ZM118 43H120V42H118ZM117 43V44H118ZM150 43V42H149ZM172 43H170V44H172ZM251 43V42H250ZM176 44V43H175ZM177 44H178V40H177ZM253 44V43H252ZM258 44H261V42L259 43V41H258ZM257 44V46H260V45H258ZM3 45H5V44H3ZM57 45H59V44H57ZM62 45V44H61ZM114 45V44H113ZM147 45H149V44H146L145 46L147 47L146 49H149L150 47H151V45H149L150 47L148 48V46ZM159 45V44H158ZM183 47H182V46ZM225 45H227V44H225ZM230 45V44H229ZM254 45V44H253ZM60 46V45H59ZM99 46H101V47H103V49H101V48H99ZM115 46H117V45H115ZM167 46V45H166ZM178 46V45H177ZM221 46L223 47V45L221 44ZM235 46V45H234ZM119 47V46H118ZM121 47V46H120ZM156 47V46H155ZM162 47H161V49H162ZM221 47V48H222ZM261 47H263V46H261ZM0 48H2V46H0ZM112 48H115V47H112ZM142 48H144V47H142ZM141 48V49H142ZM157 48H159V47H157ZM182 48V49H181ZM252 48H255V47H252ZM10 49V48H9ZM135 49V48H134ZM146 49L144 50L143 49V51L141 52V50L139 51L138 50V55H137V53L135 54L136 55V58L134 59L135 60V63H138V62H140L142 59H140L141 57H146V58H150V59H152L153 60V58H152V56L151 57H149V56H146L147 54H143V53H145L146 52ZM152 49V48H151ZM153 49H154V46H153ZM156 49V48H155ZM160 49V48H159ZM181 49V50H180ZM8 50V47H6L3 51H2V54H1V56H0V58H2V56H4L5 55V53H6V51ZM12 50V49H11ZM112 50V49H111ZM120 50H122V49H120ZM150 50V49H149ZM149 50H147V51H149ZM228 50V49H227ZM240 50H241V48H240ZM13 51V50H12ZM119 51V50H118ZM237 50L235 49V52H236ZM242 51V50H241ZM243 51H246L245 49L243 50ZM115 52H117V51H115ZM114 52V53H115ZM135 52V51H134ZM141 52V53H140ZM157 52H159V51H157ZM218 52V53H217ZM238 52V51H237ZM248 52V51H247ZM261 52V51H260ZM111 53V52H110ZM113 53V54H114ZM133 53V52H132ZM264 53V52H263ZM10 54V51H9V53H8V55ZM118 54V53H117ZM117 54H115V55H117ZM149 54H151V51H150V53ZM159 54H157V53H155V55H159ZM229 54V55H228ZM71 55H76L74 58H73V60H69V59H67V58H71L70 56ZM111 55H112V53H111ZM110 55V56H111ZM121 55V54H120ZM142 55H144V56H142ZM245 55V54H244ZM54 56H55V58H54ZM160 56V55H159ZM158 56V58H160ZM234 56V58H235V60L234 59H232V57ZM238 56V55H237ZM239 56H241V55H239ZM239 56L237 57V58H239ZM263 57H264V54L262 55ZM108 57H109V55H108ZM119 57V56H118ZM259 57V56H258ZM44 58V57H43ZM45 58V59H46ZM51 58V59H50ZM78 58V59H77ZM114 58V57H113ZM155 58V57H154ZM57 59V58H56ZM77 59V60H76ZM132 59H133V57H132ZM131 59V60H132ZM232 59V60H231ZM259 59H263L262 57L261 58H259ZM52 60V61H53ZM62 60H64V61H62ZM106 60V59H105ZM110 60V59H109ZM122 60V59H121ZM139 60V61H138ZM146 60V59H145ZM3 61H5V59L3 60ZM38 61V60H37ZM44 61V60H43ZM43 61H42V63H43ZM47 61V60H46ZM112 61V60H111ZM117 61V60H116ZM264 61V60H263ZM11 62V63H12ZM133 62V61H132ZM143 62H145L144 61V59H143ZM151 62V61H150ZM237 62H238V64H237ZM250 62V61H249ZM4 62H2V64H0V66H3L4 64H3ZM8 63V62H7ZM6 63V64H7ZM93 63V64H94ZM118 63V62H117ZM134 63V64H135ZM244 63V62H243ZM36 64V63H35ZM125 64V63H124ZM141 64V63H140ZM143 64V63H142ZM254 64V63H253ZM264 63H262V65H263ZM22 65V64H21ZM33 65V64H32ZM131 65V64H130ZM148 65V64H147ZM4 66H6V65H4ZM133 66V65H132ZM140 66V65H139ZM154 66V67H155ZM245 66H246V64H245ZM247 66H248V64H247ZM7 67V66H6ZM14 67V66H13ZM24 67V66H23ZM116 67V66H115ZM256 67H258L259 68V66H256ZM10 68V67H9ZM103 68V67H102ZM248 68H250L249 66H248ZM20 69H21V67H20ZM124 69V68H123ZM127 69V68H126ZM149 70V69H152V72H151V70L148 72L147 70ZM250 69H252V68H250ZM13 70H14V68H13ZM12 70V71H13ZM17 70H18V67H17ZM121 70V69H120ZM133 70V69H132ZM156 71L155 73L153 72V71ZM254 70H257V69H254L253 68V70H251V72L252 71H254ZM15 71H16V69H15ZM14 71V72H15ZM125 71V70H124ZM127 71V70H126ZM125 71V74L127 73ZM76 72V71H75ZM138 72V71H137ZM142 72H143V69H142ZM16 73V72H15ZM118 73V72H117ZM124 73V72H123ZM152 73V74H151ZM122 74V73H121ZM128 74V73H127ZM133 74V73H132ZM136 74V73H135ZM111 75V74H110ZM138 74H136V76H137ZM254 75V74H253ZM252 75V76H253ZM94 77V78H93ZM110 77H113L112 75L110 76ZM109 77V78H110ZM130 77V76H129ZM132 77V76H131ZM147 77V78H146ZM238 77V78H237ZM124 78V77H123ZM137 78V79H138ZM242 78V77H241ZM135 79V78H134ZM110 80V79H109ZM152 80H154V82L153 83H151V81ZM230 80V81H229ZM111 81H112V78H111ZM115 81V80H114ZM128 81V80H127ZM135 82H136V80H134ZM150 81V82H149ZM238 81V80H237ZM239 81H241V80H239ZM125 82V81H124ZM122 83V82H121ZM238 83V82H237ZM257 83V82H256ZM133 86H135L134 84H132ZM129 86V85H128ZM264 86V85H263ZM136 87V86H135ZM172 87H175V89L174 90H172ZM137 88V87H136ZM152 88H153V86H152ZM171 88V93L172 94H170V95H172L171 97V99H170V97H168V95H169V93H167V90H169ZM252 88H253V86H252ZM4 89V88H3ZM130 89H132V88H130ZM231 89V90H232ZM11 90V89H10ZM61 90V89H60ZM150 90V91H149ZM159 90H162V93L159 91ZM2 91V90H1ZM62 91V90H61ZM137 91H139V90H137ZM154 91V90H153ZM5 92H6V89H5ZM11 92V91H10ZM10 92L8 93H5L4 94V90H3V93L2 94H4V99H5V97H7L9 94H10ZM116 92V93H115ZM130 92V91H129ZM129 92H128V94H129ZM143 92V91H142ZM145 92V91H144ZM156 92H154V94L156 93ZM112 93H115V94H113L112 95ZM141 93V92H140ZM153 93V92H152ZM126 94H127V91H126ZM0 95H1V92H0ZM75 95V94H74ZM119 95V94H118ZM120 95H124V93L123 94H120ZM141 95V94H140ZM231 95H234V93L232 92V94ZM263 95V94H262ZM81 96V97H80ZM136 96V95H135ZM145 96V95H144ZM72 97V96H71ZM123 97V98H122ZM133 97H134V95H133ZM147 97V96H146ZM232 96H230L229 98H231ZM234 97V96H233ZM232 97V98H233ZM1 98V97H0ZM75 98V97H74ZM231 98V99H232ZM241 98V97H240ZM144 99V98H143ZM134 100V99H133ZM145 100V99H144ZM224 101L223 102V104H222V101ZM230 101L231 100H229V102L228 103H230ZM4 104V103H3ZM88 104H92L94 107H92L91 105H88ZM54 105H56L55 107H54ZM229 105V104H228ZM231 105V104H230ZM147 106V107H148ZM125 107V108H124ZM181 107V108H180ZM143 108V109H142ZM167 108H169V110L170 111H166L165 112V110H168ZM34 109H37V108H34ZM34 109H31L32 110V112H38L37 110H34ZM104 109V110H105ZM120 109V110H119ZM250 109V108H249ZM30 110V111H31ZM116 110V111H115ZM119 110V111H118ZM101 111V110H100ZM235 109H234V111H233V108H232V110L230 111V112H234L235 113ZM240 111V110H239ZM136 112V113H137ZM236 112H238V110L236 111ZM96 113H97V111H96ZM108 113V114H107ZM150 113V112H149ZM163 113H165V114H163ZM170 113V114H171ZM174 113V114H175ZM239 113V112H238ZM238 113H236L235 115H233V113H232V120H235L234 122L236 123V124H238V126L240 127V128H238V129H241V127L242 128H244L243 126H244V124H245V122L246 121H248V123L250 124L249 126L250 127H252L251 125H256V127L257 128H255L254 126H253V128H255V129H257V135H259V134H262L263 132L262 131H264V96L260 99V101H258V102H256V103H252V106H251V109L249 110V114H247V115H249L248 117H246V118H243V115H241V114H238ZM50 114V113H49ZM144 114V113H143ZM143 114H141L140 116H143V118H144V115ZM148 114V113H147ZM150 114H152L153 115V113H150ZM169 114V113H168ZM177 114V113H176ZM156 115V114H155ZM181 115V116H182ZM241 115V116H240ZM246 115V116H247ZM148 116V115H147ZM151 116V115H150ZM168 116V115H167ZM179 117L180 119L183 117ZM231 116H229V118L231 117ZM159 117V116H158ZM169 117H170V115H169ZM173 117H174V115H173ZM245 117V116H244ZM48 118V117H47ZM127 118H128V116H127ZM166 118V117H165ZM179 118H177V119H179ZM6 119V120H5ZM80 119V120H79ZM123 119V118H122ZM137 119V118H136ZM146 119V118H145ZM149 119V118H148ZM153 119H154V117H153ZM179 119V120H180ZM183 119V118H182ZM138 120L139 121H134L131 125H133L134 127H137V128H139L138 126H142V122L140 121V119H139V117H138ZM184 120V119H183ZM229 120V121H228ZM13 121L14 120H8L7 118H4V119H0V126H2V127H5L6 126V129H9V131H15L14 129H13V126L14 125H12L13 124ZM123 121V120H122ZM152 121V120H151ZM20 122V121H19ZM18 122V123H19ZM145 123V122H144ZM150 123H152V122H150ZM247 123V122H246ZM134 124H136V126L134 125ZM192 124V125H193ZM232 124V123H231ZM144 125V124H143ZM156 125V124H155ZM230 125V126H229ZM246 125V124H245ZM248 125V124H247ZM153 126H154V123H153ZM183 126H185L186 128H185V132H181L180 130H182L183 129ZM77 127V126H76ZM250 127H248V128H250ZM188 128H191L190 126L188 127ZM16 129H18V130H22V131H24V132H26L27 134H30V135H32V136H35V139H31L32 141H36V142H40V143H33V142H28V141H26L27 139H30V138H27V139H20L19 138V136L18 135H13V134H11L9 131H7V130H5V128L4 129H2L1 131H0V155L1 154H6V156H8V159H4V160H1L0 161V175H2L3 174V172H5L6 170L8 171V170H10V174L8 175V176H6V177H0V220L1 221H3L4 222V220H8L10 217L9 216H16L17 218H20V216H23L24 214H25V216H27L29 219H30V222L32 221L33 223H35V227H36V225H39V230H35V229H33V228H31L30 226H32V227H34L32 224L31 225H27V224H22V225H19V226H15V227H13L12 226V229H13V231H15V233L17 234V235H19V236H22V237H25L24 239H26V237L28 238L27 240H30V243H33V242H31V238H36V237H39V235H40V233H43V232H47V233H50L51 234V237H53V238H50V240L52 241V244H50L49 243V245L47 244V245H44V246H49L48 247V249H50L49 251H51V252H54V238L56 237V244L58 243L59 245H60V241L58 242L57 241V239H60V238H62V236L64 235V232L67 230V229H69L68 227H70L71 225V223L75 220V219H78V218H82V217H86V214H88L87 216H90L89 214H91V212L93 213V211H94V209L93 208H91V210H89V208H88V206H87V204L86 203H84V204H82V203H78V202H76L74 199H72L71 197H69V195L67 194V193H65L64 191H59V190H61V189H59V187L57 188V189H54L53 188V185H52V183L47 179V178H45V177H41V175H40V173H31V171H28V170H26L25 168H22V167H19V166H13L12 167V162H14L15 163V155H19V156H21V157H26V156H28V155H32V157H34L33 155H36L37 153H42V151H43V147H42V145H44L45 146V148H46V146H58L60 143H58L59 142V140L61 139V138H63L64 136L62 135V134H60L59 132H58V130L54 127V126H51V127H49L46 131H42L41 133H37L36 131H34V129H33V127H32V125L30 124V123H27V122H22L20 125H17L16 126ZM254 129V130H255ZM155 130V131H154ZM158 131H159V129H158ZM183 131V130H182ZM260 131L262 132V133H260ZM5 132H7V136H5ZM155 132V133H154ZM177 132H180L179 134L177 133ZM239 132V131H238ZM250 132H251V130H250ZM253 132H255V131H253ZM245 133V132H244ZM247 133V132H246ZM15 134V133H14ZM16 134H17V132H16ZM230 134V133H229ZM20 135V134H19ZM252 137L254 136V135H251ZM235 137V136H234ZM234 137L232 138V139H234ZM250 137V136H249ZM39 140H38V139ZM245 138V137H244ZM260 138V137H259ZM258 138V139H259ZM7 139H9V140H12L13 139V141H14V143H16V146H14V149H15V153H10V152H8L6 149H7V142H6V140ZM230 139V138H229ZM257 139V138H256ZM257 139V140H258ZM239 140V139H238ZM263 140V139H262ZM231 142H232V140H230ZM234 141H236V139H234L233 140V142ZM260 141V140H259ZM264 141V140H263ZM263 141H261V142H263ZM198 142V143H199ZM245 142H247V141H244V143ZM256 142V141H255ZM13 143V144H14ZM235 143V142H234ZM233 143V144H234ZM237 143V142H236ZM257 143H259V142H257ZM227 144V143H226ZM219 145V144H218ZM240 145H241V143H240ZM244 145V144H243ZM257 145V144H256ZM39 146H41L40 148H39ZM234 145H232L231 147H233ZM236 146H238V145H236ZM255 146V145H254ZM203 147H204V149H203ZM207 147V146H206ZM217 147V146H216ZM220 147V146H219ZM225 147V146H224ZM48 148V147H47ZM192 148V147H191ZM228 148V147H227ZM234 148V147H233ZM233 148H231V149H233ZM238 148V147H237ZM240 148V147H239ZM238 148V149H239ZM244 148V147H243ZM48 150V149H47ZM183 150V149H182ZM185 150V149H184ZM234 151L236 150V147L233 149ZM51 151V150H50ZM151 151V152H152ZM174 151V152H175ZM179 151V150H178ZM239 151V150H238ZM7 152V153H6ZM20 152V153H19ZM47 152V151H46ZM177 152V151H176ZM237 152V151H236ZM170 153V152H169ZM178 154H179V152H177ZM245 153H246V151H245ZM249 153V152H248ZM262 153V154H261ZM8 154V155H7ZM10 155V156H9ZM234 155H236V157H233ZM138 156V155H137ZM223 156V159L225 160V164H224V166L223 167H221L220 168V166L219 167H217L218 165V163L217 164H215V165H217V166H214V164H212L211 163V161H213L214 160V162L216 161V160H218V158H221ZM253 157V158H252ZM138 158V157H137ZM17 159H18V157H17ZM253 160L254 162H256V163H258V164H260L259 162H257V161H261L262 162V166L260 167V165L258 166L256 163V166H254V163H253V165L251 164H249V168L248 169H250V170H246V168H242L241 166V168L240 169H238V170H233V169H231V168H229V167H227L229 164H232V165H234V163H235V165L234 166H236V163H242L243 164V160ZM18 160H21L20 158L18 159ZM17 160V161H18ZM137 160V159H136ZM222 160V159H221ZM22 161V160H21ZM209 161V163H211V165H213V167H211V165H210V167H205V165L206 164H209V163H207ZM219 161V160H218ZM217 161V162H218ZM223 161V160H222ZM27 162V161H26ZM56 162V161H55ZM123 162V161H122ZM246 162V161H245ZM248 162H250V161H248ZM56 163H58V164H55V167H56V169L57 170H59V169H62V168H64V165H62V163H59V162H56ZM91 163V162H90ZM216 163V162H215ZM219 163H221V162H219ZM223 163V162H222ZM16 164V163H15ZM97 164H99L100 166H101V164L100 163H97ZM198 164H200V166H201V164L204 166V172L206 173V175H205V173H201L202 174V176H204V177H202V178H199V176H201V175H199L200 173H196V167H199L198 166ZM245 164V163H244ZM243 164V165H244ZM122 165V164H121ZM172 166V167H171ZM202 166V167H203ZM122 167V168H123ZM174 167V168H173ZM239 167V166H238ZM237 167V168H238ZM85 167H83V169H84ZM116 167L113 165V167H112V165H106V166H102L101 167V169H103V171L105 170V171H112L113 169H115ZM118 168V167H117ZM121 168V167H120ZM148 168H149V166H148ZM234 168V167H233ZM82 169V171H85V170H83ZM86 169V168H85ZM89 169V168H88ZM92 169V168H91ZM140 169H142V168H140ZM168 169H170L169 171H168ZM202 169V170H203ZM244 169V170H243ZM56 170V171H57ZM63 170V169H62ZM154 170V169H153ZM201 170V169H200ZM89 171V170H88ZM116 171V170H115ZM114 171V172H115ZM127 171V172H128ZM137 171V170H136ZM138 171H139V169H138ZM152 171V170H151ZM36 172V171H35ZM60 172V171H59ZM58 172V173H59ZM149 172V171H148ZM169 172V173H168ZM184 172V175H182V173ZM200 172V171H199ZM202 172V171H201ZM152 173V172H151ZM11 174H13V176H11ZM54 174H57L56 172L55 173H53V176H54ZM60 174V173H59ZM58 174V175H59ZM63 174V173H62ZM84 174V173H83ZM199 175V176H198ZM62 176H64V175H62ZM107 176V175H106ZM149 176V175H148ZM151 176V175H150ZM54 177H57V176H54ZM53 177V178H54ZM153 177V178H154ZM4 178V179H3ZM58 178H59V176H58ZM75 179H76V181L79 179V178H77V177H74ZM74 178H72V179H74ZM153 178H142V180L138 177V179L136 178L135 180L136 181H138L139 179V181L141 182V184L142 183H144V184H147V185H149L150 184V186H154L155 187V185H156V188H157V179H153ZM57 179V178H56ZM60 179H62V178H60ZM89 179H91V178H89ZM88 179V180H89ZM127 179H129V181H132V178H131V176L129 177L128 176V178ZM81 180L82 181H84L85 183H87V184H90L91 183V181H90V183L89 182H87V180H86V178L84 179V178H81ZM134 180V181H135ZM185 180V179H184ZM58 181V180H57ZM62 181V180H61ZM139 181H138V183H139ZM255 181L257 182V186L255 185ZM72 182H75V181H72ZM93 182V181H92ZM133 182V181H132ZM160 182V181H159ZM170 182V183H171ZM177 182V181H176ZM187 181H185V183H186ZM195 182H194V184H195ZM245 182V181H244ZM127 183V182H126ZM129 183V182H128ZM161 183H162V181H161ZM182 183V182H181ZM184 183V182H183ZM1 184H7V186L6 187H2L1 186ZM75 184H77V182L75 183ZM97 184V183H96ZM140 184V185H141ZM143 184V185H144ZM164 184V183H163ZM163 184L162 185H160V190L162 189L161 188V186H163ZM219 184V185H220ZM91 185V184H90ZM140 185H139V187H140ZM173 185V184H172ZM185 185V184H184ZM197 185V184H196ZM78 186V185H77ZM80 186V185H79ZM102 186V185H101ZM150 186H148V188L150 187ZM165 186V185H164ZM163 186V187H164ZM167 186V185H166ZM169 186V185H168ZM178 186V185H177ZM204 186V185H203ZM213 186V185H212ZM174 187H176V185L174 186ZM191 187V186H190ZM197 187V186H196ZM220 187V186H219ZM223 186L221 185V188H222ZM61 188V187H60ZM122 188H124V187H122ZM121 188V189H122ZM135 188V187H134ZM138 188V187H137ZM136 188V189H137ZM166 188V187H165ZM182 188V187H181ZM224 188V187H223ZM233 188V189H232ZM59 189V190H58ZM132 189V188H131ZM150 189V188H149ZM153 189V188H152ZM151 189V190H152ZM193 189V188H192ZM198 189V188H197ZM196 189V190H197ZM215 189V188H214ZM219 189V188H218ZM9 190H14L13 192L12 191H9ZM56 190H58V191H56ZM114 190V189H113ZM112 190V191H113ZM130 190V189H129ZM141 191H142V189H140ZM158 190H159V188H158ZM163 190V189H162ZM162 190H161V192H162ZM179 190V189H178ZM185 190V189H184ZM188 190V189H187ZM213 190V191H212ZM242 190V189H241ZM262 190H263V188H262ZM16 191H21V192H23V193H26V194H28V195H30L31 196V198L32 199H34V201H35V203L37 202V205L35 204V203H33L32 204V202H34V201H32L30 204H32V205H27V207H26V204L24 203V207L22 206L23 205V203H22V207L24 208H20L18 205H17V207H19V208H11V209H14V210H12V212H10V214L11 215H6L8 212H6V214L4 213V215H3V208L5 207L4 206V204L6 203V202H8V200L9 201H11V200H14V199H16V198H18V196H16L15 195V192ZM111 191V190H110ZM111 191V195H114V197L115 198H118V200L120 199L119 197H121V196H123L124 195V193H126L125 192V189H124V192H123V190H121L120 191V188H119V190L118 189H116L115 190V192H112ZM137 191V190H136ZM150 191V190H149ZM181 191V190H180ZM195 191V190H194ZM229 191V190H228ZM260 193H259V192ZM148 192V191H147ZM177 192V191H176ZM179 192V191H178ZM219 192H220V189H219ZM222 192V191H221ZM245 192V191H244ZM129 193H132V192H129ZM136 193V192H135ZM140 193V192H139ZM150 193H152L151 191H150ZM149 193V194H150ZM159 193V192H158ZM182 193V192H181ZM184 193V192H183ZM195 193V192H194ZM246 193V192H245ZM108 194H110V192L108 193ZM108 194H107V196H108ZM127 194V193H126ZM137 194H138V192H137ZM136 194V195H137ZM160 194V193H159ZM172 194V195H171ZM185 194H187V193H185ZM197 194V193H196ZM226 195H227V192L225 193ZM130 195V194H129ZM129 195H128V197H129ZM133 195H135L134 194V192H133V194H131V199L133 200V203H131L130 202V200L131 199H129V198H127V199H125L124 197V199L125 200H123V201H125V202H130L129 204H134V203H136L135 201H134V198H135V196H134V198H133ZM148 195V194H147ZM162 195V194H161ZM179 195V194H178ZM142 196V195H141ZM182 196H183V194H182ZM188 196V195H187ZM221 196V195H220ZM222 196H223V194H222ZM113 197V196H112ZM137 197V196H136ZM154 197V196H153ZM156 198H157V195L155 196ZM217 197V196H216ZM224 197H226L225 195H224ZM228 197H229V195H228ZM104 198V197H103ZM106 198V197H105ZM122 198V199H123ZM142 198V197H141ZM176 198V197H175ZM177 198H178V196H177ZM190 198V197H189ZM221 198V197H220ZM220 198H219V196H218V199L220 200ZM121 199V200H122ZM138 199V198H137ZM140 199V198H139ZM138 199V200H139ZM151 199V198H150ZM150 199H148V201L150 200ZM227 199H229V198H227ZM240 199H241V197H240ZM239 199V200H240ZM107 200H108V198H107ZM131 200V201H132ZM138 200H137V203H138ZM142 200V199H141ZM218 200V201H219ZM222 200V199H221ZM17 201V200H16ZM19 201V200H18ZM70 203H69V202ZM122 201V202H123ZM148 201H146V199L144 200L143 199V202H145V203H148ZM151 201V200H150ZM154 202H155V200H153ZM156 201H157V199H156ZM214 201H215V203H214ZM224 201H226V202H230V201H228V200H226V199H224ZM30 202V201H29ZM88 202V201H87ZM119 202V201H118ZM142 202V201H141ZM142 202V203H143ZM222 202V201H221ZM239 202H241V200L240 201H236V203H239ZM15 203H17V202H15ZM19 203H21L20 201H19ZM78 203V204H77ZM114 203V202H113ZM136 203V204H137ZM155 203H157V202H155ZM155 203H154V205H155ZM217 203V204H216ZM224 204H225V202H223ZM223 203L222 204H219V207L218 208H221V207H223L222 205H223ZM235 203V202H234ZM12 204V203H11ZM14 204V203H13ZM41 204V205H40ZM153 204V203H152ZM151 204V205H152ZM179 204V205H180ZM150 207H151V205H150V203L148 204ZM147 205V206H148ZM153 205V206H154ZM155 205V206H156ZM214 205H215V207L216 208H214ZM228 205V204H227ZM230 205V204H229ZM228 205V206H229ZM237 205L238 204H236V207H237ZM240 205V204H239ZM238 205V206H239ZM8 206H9V204H8ZM13 206V205H12ZM133 206V205H132ZM143 206H145L144 204H143ZM146 206V207H147ZM154 206V207H155ZM221 206V207H220ZM16 207V206H15ZM141 207V206H140ZM178 207H180V206H178ZM225 207H226V204H225ZM94 208H95V206H94ZM153 208V207H152ZM215 209V210H213V209ZM238 208V207H237ZM239 208H240V206H239ZM6 210L8 209V208H5ZM149 209V208H148ZM156 209V208H155ZM158 209V208H157ZM161 209L159 210L160 212H161ZM180 209V208H179ZM228 209V208H227ZM97 210H98V208H97ZM141 210V209H140ZM143 210V209H142ZM150 210V209H149ZM152 210H154V209H152ZM162 210V211H163ZM168 210V209H167ZM166 210V211H167ZM178 210V209H177ZM187 210V211H186ZM224 210V209H223ZM223 210H218V211H222V213H223ZM226 210V209H225ZM136 211V210H135ZM176 211V210H175ZM211 211H213V212H211ZM97 212V211H96ZM95 212V213H96ZM100 212V211H99ZM142 212V211H141ZM146 212V211H145ZM148 212V211H147ZM152 212V211H151ZM171 212H172V210H171ZM170 212V213H171ZM174 212V211H173ZM172 212V213H173ZM177 212H179V211H177ZM184 212V213H185ZM226 212H227V210H226ZM225 212V213H226ZM156 213H159V212H155V214ZM182 213V212H181ZM202 213H203V211H202ZM205 213V214H206ZM217 213V217L220 215V214H218V212H216ZM221 213V214H222ZM230 213V212H229ZM154 214V213H153ZM161 214V213H160ZM169 214V213H168ZM198 214V213H197ZM196 214V215H197ZM201 214V213H200ZM204 214V213H203ZM227 214V213H226ZM94 215V214H93ZM112 215V214H111ZM163 215V214H162ZM180 215V214H179ZM178 215V216H179ZM207 215V214H206ZM19 216V217H18ZM23 217V218H26V217ZM92 216V215H91ZM95 216H97V213H96V215H94V219L96 220V218L98 217H96L95 218ZM101 216V215H100ZM106 216V215H105ZM154 216V215H153ZM165 216V215H164ZM172 216V215H171ZM186 216V215H185ZM189 216V215H188ZM199 216V215H198ZM201 216H202V214H201ZM208 217H206L207 219H208V221L210 220H213V219H215V217H214V215H213V219H211V217H209V215H207ZM223 216H225V215H223ZM247 216V215H246ZM160 217V216H159ZM174 217H177V216H174ZM228 217V216H227ZM22 218V217H21ZM27 218V219H28ZM99 218H101V217H99ZM99 218L96 220L97 222L99 221ZM102 218H103V216H102ZM111 218H114L113 216H111ZM116 218V217H115ZM114 218V221H116V222H118L117 221V219H115ZM170 218H172V217H170ZM198 218V217H197ZM206 218H204V220L206 219ZM26 219V221H28ZM92 219H93V216L91 217V222L94 224L95 223V220H94V222L92 221ZM178 219V218H177ZM186 218H184V220H185ZM188 219V218H187ZM200 219H202V218H200ZM219 219V218H218ZM112 220V219H111ZM110 220V221H111ZM119 220V219H118ZM172 220V219H171ZM174 220V219H173ZM196 220V219H195ZM197 220H199V219H197ZM204 220H199V222L198 223H196V224H189V223H187V224H189V226L187 225V224H185L186 226H188L189 227V229H188V231H185V230H187V229H185L184 231H182L181 229H180V227L179 228H177V227H173V225L172 226H170L169 224L168 225H166L165 227H163V229H162V232L160 231L161 230V228L159 229V231L161 232H157V233H160V234H157L155 231V233H156V235H153V234H155V233H153V229L152 230H149L151 233H153L152 235L153 236H155L156 237V240H157V238H159V240H160V238H161V240L162 241H164V245L161 247L162 249V251H165V252H167V255H171V256H173L174 254H181L185 259H184V264H204V263H206V264H217V263H219L220 261H221V257H220V254H219V252H218V250L220 249L219 248V244L220 243H218V242H221V241H219L218 239H216L218 236H217V233L219 232V230H220V234H221V228L222 227H216L215 228V226L213 225L214 223L213 222H215V221H213L211 224L210 223H207L206 221V223L204 222ZM222 219H220V221H221ZM89 221H90V218H89ZM88 221V222H89ZM103 221V220H102ZM108 221V220H107ZM110 221H108L109 223H110ZM162 221H164V220H162ZM168 221V220H167ZM187 221V220H186ZM192 221V220H191ZM219 221V220H218ZM220 221H219V225H221L220 224ZM239 221V220H238ZM2 222V223H3ZM30 222H29V224H30ZM74 222H76V220L74 221ZM87 222V223H88ZM96 222V223H97ZM108 222H106L105 221V223H107V224H104L103 225V227L105 226V225H110ZM112 222V221H111ZM192 222H194V221H192ZM240 222V221H239ZM5 223V222H4ZM87 223H86V226H87ZM101 222H99L98 224H100ZM114 224H115V222H113ZM169 223V222H168ZM178 223H179V221H178ZM182 223V222H181ZM216 223V222H215ZM218 223V222H217ZM20 224V223H19ZM76 224V223H75ZM89 224V223H88ZM119 224H120V222H119ZM119 224L118 225H116L115 224V226H118V229H119ZM126 224V223H125ZM163 224V223H162ZM165 224V223H164ZM163 224V225H164ZM173 224V223H172ZM177 224V223H176ZM175 224V225H176ZM180 224V223H179ZM183 224V223H182ZM243 224V223H242ZM8 225V224H7ZM51 225V226H50ZM72 225H74V224H72ZM92 225V224H91ZM101 225H102V223H101ZM112 225V224H111ZM127 225V224H126ZM155 225V224H154ZM162 225V226H163ZM174 225V226H175ZM181 225V224H180ZM250 225H252V224H250ZM100 225H97V226H95V224H94V228H92L91 230H87L86 229V227H85V224H84V229H86V230H82L81 228H80V230H78V234H76L77 235V237L78 236H80V238H82V239H85V240H88V242H86V243H89L87 246H89L90 244H94V242L93 241H95L94 239H96V242H97V240H99V239H97V238H99V236H101V234H102V232H101V230H99L98 228H101L102 226H100ZM134 226V225H133ZM218 226V225H217ZM34 227V228H35ZM90 227H92V226H90L89 225V228ZM98 227V228H97ZM102 227V229H104ZM110 227V226H109ZM108 227V228H109ZM120 227H122V226H120ZM127 227V226H126ZM146 226H144V228H145ZM154 227V226H153ZM158 227H160V226H158ZM244 227V226H243ZM255 227V228H256ZM5 228H6V226H5ZM11 228V227H10ZM70 228H73V226H71ZM78 228V227H77ZM111 229H112V227H110ZM117 228V227H116ZM143 228V227H142ZM143 228V229H144ZM148 228V227H147ZM151 228V227H150ZM149 228V229H150ZM183 228H185L184 226H183ZM210 228H211V230H210ZM246 228V227H245ZM74 229V228H73ZM118 229L116 230L118 233H119V231H120V229H119V231H118ZM122 229V228H121ZM244 229V228H243ZM53 230V232L51 233V231ZM71 230V229H70ZM106 230H107V228H105V230H104V233L106 232ZM113 230V229H112ZM111 230V231H112ZM125 230V229H124ZM134 230V231H133ZM133 230H129L128 232H129V235L132 237V238H134L135 239V241L137 242V241H140L141 240V238L144 236V234H143V236L142 237H139L140 238V240H137L135 237H137L138 236V234L140 233V232H138L139 230H137V229H133ZM142 230V229H141ZM148 231L147 229H144V231ZM256 230V229H255ZM259 230V229H258ZM100 231V233H99V235H97L98 234V232ZM110 230H109V232H110V235H111V233H113L114 232V230L111 232ZM143 231V230H142ZM143 231V232H144ZM157 231V230H156ZM195 231V232H194ZM224 231V230H223ZM230 231V230H229ZM68 232V231H67ZM116 232V233H117ZM121 233H122V230L120 231ZM192 232H194V233H192ZM205 232H206V234H209L210 233V236H211V238H212V236L213 237H215V239L214 240H211V238H210V240L211 241H215V242H212L211 244H209L208 242L205 244L204 242H202V240H204L205 238V236H203L204 234H205ZM209 232V233H208ZM66 233V232H65ZM69 233L70 232H68V235L67 236H69ZM72 233H74V230L72 231ZM116 233H115V235H116ZM117 233V235L119 236L121 233H119L118 234ZM224 233V232H223ZM222 233V234H223ZM44 234V233H43ZM55 234V235H54ZM96 234V236H97V238H95L96 236H94ZM108 234V233H107ZM147 234V233H146ZM149 234V233H148ZM202 234V235H201ZM219 234V235H220ZM255 233H253V235H254ZM16 235V236H17ZM104 234H102V236H103ZM114 235V233L111 235V236H113ZM140 235V234H139ZM158 235V236H157ZM203 236L202 237V239H201V236ZM252 235V236H253ZM41 237L42 236H44V235H40ZM66 235H65V237H67ZM73 236V235H72ZM104 236H106V235H104ZM111 236H110V238H111ZM123 236V235H122ZM141 236V235H140ZM217 236V237H216ZM221 236V235H220ZM251 236V237H252ZM255 236V235H254ZM45 237H47V236H45ZM49 237V236H48ZM64 237V236H63ZM114 237V236H113ZM150 237H151V234H150ZM174 237H180V239L182 238V244L183 245H180L179 243L177 244V243H173V242H171V238H174ZM198 237H199V239H198ZM224 238H225V236H223ZM222 237V238H223ZM228 237V236H227ZM14 238V237H13ZM40 238V237H39ZM42 238H44V237H42ZM74 238V237H73ZM76 238V237H75ZM80 238H79V240H80ZM119 238V237H118ZM152 238H154V237H152ZM209 238V237H208ZM21 239V238H20ZM49 239V238H48ZM78 238H76V240H75V243H76V241H78L77 240ZM81 239V240H82ZM107 239V238H106ZM112 239H115V237L114 238H112ZM201 239V240H200ZM213 239V238H212ZM221 239V238H220ZM33 240H35V239H33ZM41 240V239H40ZM43 240V239H42ZM80 240V241H81ZM100 240H103V238H101ZM152 240V239H151ZM218 240V241H217ZM36 241H38V240H36ZM36 241H34V242H36ZM48 241V240H47ZM73 241V240H72ZM118 241V240H117ZM142 241V240H141ZM140 241V242H141ZM176 241V240H175ZM198 241V242H197ZM205 241V240H204ZM217 241V242H216ZM79 242V241H78ZM78 242H77V245H79L80 246V244H78ZM82 242V241H81ZM110 242V241H109ZM4 243V245H6V246H10V245H18L19 247H22L23 248V244H21L20 242H18V240L17 241H14V240H10V239H8V238H5V240H4V242H2V244ZM26 243V242H25ZM40 244H44L43 242H39ZM62 243V242H61ZM72 243V242H71ZM74 243V244H75ZM82 243H84V242H82ZM139 243V242H138ZM142 243V242H141ZM236 243V242H235ZM27 244H28V242H27ZM33 244H36V243H33ZM46 244V243H45ZM73 244V243H72ZM134 244V243H133ZM163 244V243H162ZM205 244V245H204ZM38 246H39V244H37ZM66 245H69V246H71V247H74L72 250H74V251H76L75 249V246H73V245H71V244H66ZM65 245V246H66ZM76 245V244H75ZM83 245V244H82ZM82 245H81V247H82ZM91 245V246H92ZM94 245H97V244H94ZM44 246H42V247H44ZM61 246V245H60ZM64 246V247H65ZM91 246H89V247H91ZM98 246V245H97ZM185 246V247H184ZM188 246V247H187ZM26 247V246H25ZM33 247L34 246H32V249H33ZM40 247H41V245H40ZM39 247V248H40ZM41 247V248H42ZM67 247V246H66ZM66 247L63 249V250H65L64 252H66V250L68 249V248H70V247H68L67 249H66ZM78 247V246H77ZM92 247H94V246H92ZM37 248V247H36ZM45 248V247H44ZM60 248V247H59ZM61 248H63V247H61ZM126 248V247H125ZM148 248V247H147ZM147 248H146V250H147ZM43 249V248H42ZM71 249H69V250H71ZM78 249H80V251L79 250H77L76 252H84V251H88L89 252V254H94V252L93 251H91L92 250V248H91V250H90V248L89 249H85V250H81V248L80 247H78ZM98 248H96V250H97ZM133 249V248H132ZM156 249H158V248H156ZM21 250V249H20ZM23 250H25V249H23ZM37 250V249H36ZM39 250V251H38ZM37 251L40 253V254H42V256H40V254H37V257L35 256V255H30L29 253L30 252H26V253H20V252H22V250L19 252L20 254H10L8 257V259H10V262H9V260L7 261H4V262H8V263H4V264H35V262H33L34 260H36L37 262H36V264H54L55 262H57V261H52V260H54V256L53 255H57L58 256V252L57 253H55V254H51V252H48V253H42V251H40V249H38ZM44 250V249H43ZM46 250V249H45ZM56 250H59V249H56ZM60 250H62V249H60ZM102 250H103V248H102ZM118 250V249H117ZM129 250V249H128ZM140 250V249H139ZM141 250H145V249H141ZM151 250V249H150ZM150 250H149V252H150ZM153 250H154V248H153ZM152 250V251H153ZM31 251V250H30ZM108 250H106V252H107ZM116 251V250H115ZM124 250H122V252H123ZM126 251V250H125ZM134 251H136V249L134 248ZM133 250H132V254H133V252H134ZM151 251V252H152ZM155 251V250H154ZM32 252V251H31ZM45 252V251H44ZM69 251H67L66 252V254H64V255H66L67 256V253H68ZM71 252H73V251H71ZM103 252V251H102ZM157 252V251H156ZM155 252V253H156ZM186 252V253H185ZM220 252H221V249H220ZM34 253V252H33ZM36 253V252H35ZM125 253H127V252H125ZM130 253H131V251H130ZM129 253V255H128V258H129V256L131 255ZM138 253H139V251H138ZM141 253V252H140ZM148 253V252H147ZM158 253H160L159 251H158ZM60 254V253H59ZM63 254V253H62ZM69 256L71 257V258H75V255L72 253H70L69 252ZM111 254V253H110ZM114 254V253H113ZM135 254H137L136 252L134 253V255ZM144 254H146V252L144 253V251H143V255ZM152 254V253H151ZM162 254V253H161ZM112 255V254H111ZM119 255V254H118ZM124 255V254H123ZM122 255V256H123ZM165 255V254H164ZM28 256L29 257H32L34 260H32V258H31V260L32 261H30L29 259L30 258H28ZM39 256V257H38ZM61 256H63V255H61ZM66 256H64V258L63 257H61V258H63L64 260V263L66 262L65 260H67L66 259ZM69 256H67V257H69ZM136 256V255H135ZM161 256V255H160ZM214 256H216L217 258H214ZM240 256V255H239ZM118 257V256H117ZM131 257H133L132 255H131ZM130 257V258H131ZM162 257H163V255H162ZM119 258H121V254H120V257ZM135 258V257H134ZM193 258V259H192ZM237 258H238V256H237ZM56 259V258H55ZM58 259V261H59V258H57ZM56 259V260H57ZM69 259V258H68ZM191 259V260H190ZM70 260V259H69ZM160 260V259H159ZM52 261V262H51ZM61 261H62V259H61ZM62 261V262H63ZM71 261V260H70ZM154 263L155 264H179L178 262L179 261H175L174 263H173V261H172V263L171 262H166V261H164V258H163V261L164 262H162V261H157V260H155V258H154ZM29 262H31V263H29ZM51 262V263H50ZM256 262V261H255ZM59 263H60V261H59ZM138 263V262H137ZM153 263V262H152ZM56 264V263H55ZM68 264V263H67ZM180 264H183V260H181L180 261ZM257 264V263H256Z\"/></svg>","mask_w":264,"mask_h":264}]
</instances>
